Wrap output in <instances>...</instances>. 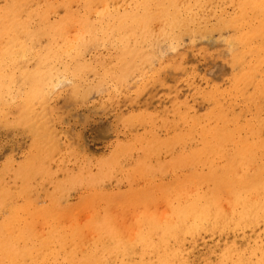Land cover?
Segmentation results:
<instances>
[{
  "label": "rangeland",
  "instance_id": "obj_1",
  "mask_svg": "<svg viewBox=\"0 0 264 264\" xmlns=\"http://www.w3.org/2000/svg\"><path fill=\"white\" fill-rule=\"evenodd\" d=\"M6 0H0V5L3 4ZM41 1V5H43V2L45 3H50V1L48 2L47 0H39ZM43 1V2H42ZM118 3H121L122 5L125 4V3H122L120 1L122 0H117ZM53 2V1H51ZM44 3V4H45ZM113 3L116 4V1H114ZM228 4V3H227ZM127 5V4H125ZM117 6H119L117 4ZM227 6V7H226ZM224 6L223 9H221L220 11L218 9H216L215 12H217V14L214 12V11H211L213 9H209L208 11V14L211 12V14L208 15V27H209V30L207 29V31L204 30V32L206 33H196V34H191V33H188V34H184L183 36H181V40L176 38L178 41H176L174 38H170L169 40L172 41V47L170 46L169 47V40L168 39H162L164 42L162 43V41H160V43H158V46L156 44L157 47H153V51L157 52V55L156 56H153L151 57V59H149L150 57H147L146 59L144 60H147L148 62H144L143 63V66H141L140 68H147L148 69V66L150 71L147 70V69H137L139 71V73L137 72V70L135 71V73H132L130 79L128 78L127 82L126 80V84L123 86L122 84L123 83H120V82H117V83H114V81H111L109 77L107 76H103L101 78H98V76L96 75L95 76V70H92L90 68H88L89 70H84L86 72H82V75H83V82H84V79L86 80L84 83L81 82L80 86L83 88L84 91H86V94L84 96V98L82 99H77V97L75 96V94H73V91L71 90L70 91V88L69 86H66L65 88L61 89L56 87L55 84H53L55 87L54 89V97H52V100H51V108L49 107V113L51 114H48L47 113V105L44 106L42 105V107H40V104L37 105L35 100L32 99L31 97L34 98V95H33V91L32 90H26L24 92V88L22 87L21 90H14L13 92V95L11 97V95H9V92H7V89L8 88H2V91L3 93L1 94V97H0V183L3 185V187H5L6 189V194L7 195L5 197L2 196V198H6L7 199V204H4V206H15L16 208V213H7V216L5 214V216L2 217V215H4V213L0 214V223L3 222L2 224L6 227H8V230L10 229L11 233L9 235H14V232L15 231H18L19 229H21V231H23L24 229H27L28 225H31V226H34V225H39L38 226V231L39 232H48V231H45V230H49V227L48 225L46 224L49 219L52 220V216H55L51 222H53L55 225H57L56 221L60 218L59 216H61V221H66L65 219H67V217H70L71 215V211L73 210L74 213L76 212V214H78L77 216L73 213L72 217L76 216L75 218H72L71 220L73 221V225L75 227H80L81 225L85 224V223H90L92 222V220L94 219V217H98L104 213V211H106L103 215L100 216L99 219H102L104 221H106L109 225H113L112 223H114L113 226H115L116 229L118 230H121L122 234L125 233V230L129 227V225L131 226V221H132V228L134 227V225H136L137 223V228L140 226V223L139 221L141 222L142 220H136V222L133 221L134 218H136L135 216V213L136 211L138 212L139 210V213H137V216L139 215L140 218H144L143 216L141 217L140 215H142L143 211H149L151 209L152 213L154 214V212H157L155 213L156 215H153L157 218V214L158 211L161 213L162 212V215H163V212L166 213L168 209L166 208H169L168 210V213L170 214L174 209L176 210L177 208H175V205L178 207V203H180L179 201L183 202L185 201V193H178L177 194V190L180 189L181 192H184L186 191L185 188L187 189L189 185V183L191 182H196V183H203L202 187L204 188H208V184H207V187L205 186L206 183L208 182H215L216 180H221L222 177L223 179H228L230 178L231 176L232 177H235V176H240L245 173L243 171H246L248 172L249 175H253L254 173H256L258 171V168L259 167H263L264 168V156H263V153L260 151L259 152V149L257 150L256 154L254 155L255 157H252V158H246V156L244 157V159L247 161L248 160V164L246 163V161L243 159V156H240L238 157L239 155L236 153V150H234L232 144L234 143H230L231 140H224V143L222 141H219L218 140H214L211 138L210 140V136L212 135L211 132L209 133H206V135L204 134L206 129L208 132V130L210 131V127H208V124H210L209 126L213 125L212 122H214V127L212 126V129L211 131H214L216 133V135L221 131V129H223L224 126H228L229 128H235L237 129L236 131L237 132H241V135L245 138L247 135L245 132L249 133L247 128H246V123L248 122L249 124H247V127L249 129V127L252 129V133L250 140H253L255 137L256 139H254L256 141V144L258 145H261L262 142L264 141V119L261 121L262 118H264V115H263V111H264V81L262 79V76L264 74H262L264 72V64L262 65L261 69H260V72H261V79L259 80L258 77L254 80L255 82L257 81V83H251L249 85L246 86V89H245V92H244V95L242 93L239 92L238 87H234V90H232L230 88L229 90V96H225L228 95V93L226 92H221L219 94L216 93L219 88V91H224L225 89L228 90V86L232 87V83L233 81L235 82L237 79V77L235 76V78L233 79V73H236L235 70H233V68L230 66L232 64V62L230 61L231 60V55L229 53V51L227 50V43L225 41V38L228 39V37L230 38L234 32L233 29H224L221 30L219 32V30L217 31V29H215V25L219 22L220 20V15L219 13L222 15L221 12L225 11L226 9H228V11L226 10L225 13V16H228V15H231L233 12H234V7H232L230 4ZM230 6V7H229ZM214 6H212L213 8ZM75 8V7H74ZM215 8V7H214ZM232 8V9H231ZM60 8L57 7L56 10H57V14L56 16H60L61 13H63V9L61 8V10H59ZM230 9H231V12H230ZM223 10V11H222ZM233 10V11H232ZM60 12V13H58ZM214 12V13H212ZM229 13V14H228ZM64 14V13H63ZM215 14V15H214ZM212 17H211V16ZM218 16V18H214ZM54 17V16H53ZM219 19V20H218ZM209 20H211L209 22ZM215 20H218V21H215ZM157 21V20H156ZM156 21L154 20V22L156 23ZM216 23H214V22ZM154 22L151 23V21L149 22V27L150 28V32L152 30V33H155L156 30H159V28L162 27V24L157 21L156 24H154ZM212 22V23H211ZM158 23L161 24V27H159ZM211 24V25H210ZM212 24H214V29L216 31H213V26ZM152 25L156 26V27H159V28H156V27H152ZM210 25V26H209ZM163 27H167L165 25H163ZM212 27V28H210ZM264 28V26H261V28ZM69 28L71 29H68L69 32L72 31L73 29V32L76 30L75 33L79 34V31L78 29L74 26H70ZM154 30H153V29ZM262 28V30H263ZM75 29V30H74ZM156 29V30H155ZM162 29V28H161ZM211 29V30H210ZM71 30V31H70ZM78 31V32H77ZM154 31V32H153ZM208 31H211V32H208ZM227 31V32H226ZM71 32V34L73 33ZM211 33V35H210ZM220 33V34H219ZM70 34V33H69ZM70 34V35H71ZM76 34V35H77ZM206 34V35H205ZM208 34L210 36H208ZM219 34V35H218ZM75 35V36H76ZM196 35V36H195ZM205 35V36H204ZM73 36V34H72ZM224 36V37H223ZM192 37H195L193 39H190ZM197 37V38H196ZM202 37V38H201ZM206 37V38H205ZM223 37V38H222ZM205 38V39H204ZM220 38V39H218ZM198 39V40H197ZM201 39V40H199ZM217 39V40H216ZM225 41V43H222ZM174 40V41H173ZM195 42H193V41ZM209 40V41H208ZM222 40V41H221ZM166 41L168 43H166ZM176 41V43H175ZM252 41L254 42H257V40H253ZM252 41H248V44L250 47H253L255 45L254 42ZM178 42V43H177ZM95 43V44H94ZM93 45H89V49L87 48V51H86V54L82 56V60H86L85 62L88 64H91V66H96L97 68L99 66H102L103 64H105L104 62V59H106V61L108 60H111L113 59V57L109 55H115L116 53V49L114 47H111L109 46L108 44H106V48L104 47L105 45L101 44V43H98V45H96L97 43L94 42ZM175 45H174V44ZM181 43V44H180ZM171 45V44H170ZM173 45L175 47V49L173 48ZM160 46V47H159ZM6 47V48H5ZM13 46L11 45V43L9 42H5V41H2L0 40V60H1V63L4 64L5 62V65H8V67H6L5 65L3 66V70H2V73L3 75L0 77V83H1V87L3 86H7L8 84H10V80L12 77L15 78L17 81H20L23 79V73L25 72V69H26V66H29L27 67L26 70H30L32 68V59L30 61V54L29 52H26L25 53V57H22V53L18 56L20 57L21 59H17L16 57H14V59H17L18 60V63H17V67L15 66L14 64V68L10 61L13 59V53L12 51L14 50L12 48ZM104 47V48H103ZM8 48V51H5L6 49ZM112 48V49H111ZM157 48V49H156ZM159 48V49H158ZM173 48V49H172ZM106 49V50H105ZM172 49V50H171ZM90 50H91V53H90ZM159 50V51H158ZM5 51V52H4ZM16 51V54L17 53H20L19 50H15ZM19 51V52H17ZM111 51V52H110ZM228 51V52H227ZM3 52V53H2ZM99 55H98V53ZM101 52L103 54H101ZM106 53V56H105V53ZM166 52V53H165ZM112 53V54H111ZM229 53V54H228ZM250 54L253 55V60H254V63L257 64L259 61L256 62V58H255V52H250ZM11 54V55H10ZM28 55V56H27ZM104 55V56H103ZM86 56V57H85ZM92 56V57H91ZM230 56V57H229ZM263 56V55H262ZM90 59H89V58ZM99 57V58H98ZM102 57V58H101ZM109 57V58H108ZM5 58V59H4ZM155 58V59H154ZM157 58V59H156ZM88 59V61H87ZM102 59V60H101ZM4 60V61H3ZM259 60V58H258ZM91 61V62H90ZM7 62V63H6ZM9 62V63H8ZM94 62V63H93ZM154 63V64H153ZM161 63H163V65L161 66ZM230 63V65H229ZM153 64V65H152ZM156 65V66H155ZM161 67H160V66ZM165 65V66H164ZM118 66V65H117ZM146 66V67H145ZM153 66V68L151 69V67ZM159 66V68H158ZM207 66V67H206ZM237 66V65H235ZM11 67V68H10ZM20 67V68H19ZM23 67V68H22ZM95 67V68H96ZM156 67V68H155ZM231 68V69H230ZM10 69V70H9ZM158 69V70H157ZM152 70V71H151ZM7 71V72H6ZM94 71V72H93ZM144 71V72H142ZM156 71V73L154 72ZM196 71V72H195ZM230 71V72H228ZM233 71V72H232ZM88 72V74H87ZM89 72H92V73H89ZM198 72V73H197ZM259 72V74H260ZM86 73V74H85ZM138 73V74H137ZM142 73L144 75H142ZM148 73V74H147ZM154 73V74H153ZM189 76H187L188 74ZM147 74V75H145ZM152 74V75H151ZM193 74H196L197 76L193 75ZM228 74V75H227ZM259 74H257L259 76ZM90 77L88 78L87 77ZM94 75V76H93ZM140 75V78L142 81L145 82V79L147 82H142L140 81V78L138 76ZM199 75V76H198ZM201 75V76H200ZM11 76V77H10ZM143 76V77H142ZM144 76H146V78H144ZM147 76L149 78H147ZM150 76H152L153 78H150ZM87 77V78H86ZM97 77V78H96ZM107 77V78H106ZM138 79H137V78ZM194 77V78H193ZM206 77V79H205ZM227 77L229 79H227ZM259 77V78H260ZM8 78V79H7ZM96 78V79H95ZM109 78V79H108ZM134 78V79H132ZM193 78V80H192ZM264 78V77H263ZM88 79H90L88 81ZM106 81H105V80ZM148 79V80H147ZM95 80V81H94ZM97 80V81H96ZM110 80V81H109ZM133 80V81H132ZM228 80V81H227ZM93 81V82H92ZM108 81V82H107ZM149 81L151 83H149ZM196 81V82H194ZM97 82L99 84H102L101 87H98L97 86ZM104 82V83H103ZM111 82V83H110ZM113 82V84H112ZM136 82V83H135ZM198 82V83H197ZM262 82V83H261ZM88 83V84H87ZM92 85H90V84ZM143 84V86L140 85ZM193 83V84H192ZM195 83H197L196 85H194ZM224 83V84H223ZM236 83V82H235ZM234 83V84H235ZM84 84V85H83ZM108 84V85H107ZM115 84H118L117 87L114 86ZM138 84V85H136ZM200 84V85H199ZM256 84H258V86H256ZM261 84V85H260ZM45 82H43V86L40 89V91L42 92L45 87ZM94 85V87H93ZM96 85V86H95ZM105 85V86H104ZM136 85V86H134ZM201 86V87H197V86ZM211 85V86H210ZM219 85V88L218 86ZM225 85V86H224ZM260 85V86H259ZM86 86V87H85ZM89 86V87H88ZM113 86V87H111ZM121 86V87H120ZM123 86V87H122ZM125 86H126V89H125ZM190 86V87H189ZM215 86V88H214ZM44 87V88H43ZM85 87V88H84ZM98 90H96V88ZM108 87V88H107ZM132 87V88H131ZM139 87V88H138ZM224 90H222V88H224ZM227 87V88H226ZM259 89H257V88ZM12 88V87H11ZM43 88V89H42ZM88 88V89H87ZM130 88V89H128ZM141 88H143V90L141 91ZM218 88V89H217ZM235 88H237L235 90ZM263 88V89H262ZM38 89V88H37ZM107 89V90H106ZM114 89H116L114 91ZM117 89H120L117 91ZM125 89V90H124ZM197 89V90H195ZM201 89V90H200ZM212 89V90H211ZM10 90V88H9ZM60 90V91H59ZM63 90V91H62ZM192 90V91H191ZM212 92V94H214V98L211 99V97H213V95L209 94V92ZM255 90V91H254ZM257 90V91H256ZM92 91V93H88ZM95 91V92H94ZM130 91V92H129ZM134 91V92H133ZM196 93H194V92ZM262 91V92H261ZM22 92V94H21ZM99 92L101 94H99ZM104 94H103V93ZM115 92V94H113ZM118 92V93H116ZM122 92V93H121ZM201 92H202V95H201ZM207 92H208V96L207 95ZM210 92V93H211ZM260 92V93H259ZM7 93V94H5ZM55 93L58 95H55ZM111 93V95H109ZM135 93H138L137 95ZM192 93V94H191ZM236 93H239L236 95ZM263 93V94H262ZM24 94V96L26 97V99L24 100L22 95ZM67 94V95H66ZM90 94V95H89ZM108 94V96H107ZM121 94V95H120ZM205 94V95H204ZM218 94V95H217ZM230 94H234L233 96L230 95ZM240 94L242 95V97H240ZM250 94V96H248ZM252 94V95H251ZM103 95V96H102ZM136 95V96H135ZM238 97H236V96ZM5 96V97H3ZM8 96V97H7ZM15 96V97H14ZM57 96V97H56ZM88 96V97H87ZM110 96V97H109ZM114 96V97H113ZM204 96L206 98H204ZM221 96V97H220ZM8 99H7V98ZM22 98V100H20V98ZM56 97V98H55ZM103 97H106L104 99H102ZM209 97V98H208ZM217 97V98H216ZM233 97H235V99H233ZM249 97V98H248ZM13 98L16 99L13 101ZM32 102H30L31 100ZM55 98V99H54ZM89 98V99H88ZM179 98V99H178ZM204 98V99H202ZM222 98V99H221ZM3 99V100H2ZM30 101H29V100ZM88 99V100H86ZM111 99V101H110ZM113 99V100H112ZM134 99V100H133ZM148 99V100H147ZM195 99V100H194ZM221 99V100H220ZM228 99V100H226ZM232 99V100H231ZM251 99V100H250ZM12 100V101H11ZM55 100V101H53ZM85 100V101H84ZM116 100V102H115ZM138 100V102H137ZM182 100V101H181ZM210 100V101H209ZM240 100V101H239ZM249 100V101H248ZM17 101V102H16ZM21 101V103H20ZM29 101V102H28ZM83 101V102H82ZM91 101V103H90ZM102 101H105V102H102ZM172 101V102H171ZM175 101V102H174ZM226 101V102H225ZM228 101L230 103H228ZM235 101H237L235 103ZM8 102V103H7ZM23 102H25L24 104H22ZM33 102H35V107L33 106ZM79 102V103H78ZM86 102V103H85ZM89 102V103H88ZM177 102V103H176ZM207 102V104H206ZM10 103V104H9ZM28 103V105H26ZM85 103V104H84ZM150 103V104H149ZM217 103H219L221 106H223L227 112V116L230 118V120L227 122L228 124H223V122L220 120H216V124H215V119L214 118H210L209 115L211 112H216V107L217 106H220L218 105ZM234 103V104H233ZM248 105H247V104ZM255 103L256 106H255ZM79 104V105H78ZM81 104V105H80ZM104 104V105H103ZM114 104V105H113ZM149 104V105H147ZM153 104V105H152ZM190 104V105H189ZM205 104V105H204ZM210 104V105H209ZM215 104H217L216 106H214ZM243 104V105H241ZM21 105V106H20ZM24 105L26 107H24ZM37 105V106H36ZM83 105V107H82ZM113 105V106H112ZM172 105V106H170ZM254 105V107H253ZM13 106V108H12ZM39 106V107H38ZM147 106V108H146ZM209 106L212 108L209 109ZM252 106V107H251ZM28 107V108H27ZM37 107V108H36ZM115 107V108H114ZM153 107V108H152ZM229 107V108H228ZM232 107V109H231ZM239 107V108H238ZM241 107V108H240ZM244 107V108H243ZM248 107V108H247ZM22 108V109H21ZM24 108V109H23ZM40 108V109H39ZM139 108V109H138ZM144 108V110H143ZM261 108V109H260ZM30 109V110H29ZM135 111H134V110ZM142 109V110H141ZM147 109V110H146ZM156 109V110H155ZM189 109V110H188ZM208 109V110H207ZM234 109V110H233ZM254 111H253V110ZM138 110V111H137ZM141 110V111H140ZM150 110V111H149ZM155 110V111H154ZM159 110V111H158ZM186 110V111H185ZM193 110V111H192ZM258 110V111H257ZM3 113H2V112ZM9 111V112H8ZM34 111V112H32ZM43 111V112H42ZM115 111V112H113ZM118 111V112H117ZM134 113H133V112ZM145 111V112H144ZM153 111V112H152ZM192 111V112H191ZM202 111V112H201ZM205 111H209L208 113L206 112V116L204 115L205 114ZM211 111V112H210ZM234 111V112H233ZM143 112V113H142ZM181 114H180V113ZM183 112V114H182ZM192 113V115H190L189 113ZM249 112V113H248ZM251 112V113H250ZM254 112V113H253ZM259 112V113H258ZM31 113V114H30ZM117 113V114H116ZM137 113V114H136ZM197 115H196V114ZM199 113V114H198ZM47 114V115H46ZM55 114V115H54ZM167 114V115H166ZM209 114V115H207ZM231 114V115H230ZM233 114V115H232ZM251 114V117L249 118V116ZM254 114V116H253ZM113 115V116H112ZM133 117H132V116ZM140 115L139 118H142L144 119V123L147 121L148 123L150 124H147V122L144 124L142 123V121L140 120H136V119H132L135 117H138ZM166 115V116H165ZM247 115V117H246ZM263 115V117L261 116ZM5 116V117H4ZM53 116V117H52ZM56 116V117H55ZM111 116V117H110ZM147 116V117H146ZM191 116H193V119H191ZM194 116H197V117H194ZM239 118H236L238 117ZM255 116H256V119H255ZM258 116V117H257ZM262 118H261V117ZM186 117V119H185ZM188 117V118H187ZM203 117V119H202ZM207 119H206V118ZM209 117V118H208ZM34 118V119H33ZM43 118V119H42ZM51 118V119H50ZM55 120H54V119ZM108 118V119H107ZM113 118V120L111 119ZM146 118V120H145ZM172 118V119H171ZM181 118V119H180ZM190 118V119H189ZM231 118H233V120H236V122L234 123L233 121H231ZM247 118V119H245ZM249 118V119H248ZM254 118V119H253ZM261 118V119H259ZM47 119H48V122H47ZM72 119V121H71ZM149 119V120H148ZM180 119V120H179ZM182 119H184L182 121ZM208 119H212L211 121L208 120ZM257 119H258V122L260 121L261 124L257 123ZM52 122H50V121ZM174 120L176 123H174ZM179 120V121H178ZM194 120L197 121L196 123H194ZM199 120V121H198ZM247 120V122H246ZM251 120H253L254 122H252ZM2 121V122H1ZM117 121H118V124H117ZM136 121V122H135ZM138 121V123H137ZM140 121V122H139ZM161 121V123H160ZM181 121H182V124L181 125ZM203 121H206L205 123ZM244 121V122H242ZM250 121V122H249ZM4 122V123H3ZM37 122V123H36ZM55 122H58V123H55ZM130 122V123H129ZM166 122L168 124H166ZM186 122V123H185ZM189 122V123H187ZM193 122V123H192ZM204 124H203V123ZM231 122V123H230ZM253 123H257L256 125H252L251 124ZM9 123V124H8ZM47 123V124H46ZM127 123V125H126ZM139 123L141 125H139ZM156 123V125H154ZM192 123V124H190ZM200 123V125H199ZM207 123V124H206ZM239 123V125L237 124ZM245 123V124H244ZM22 124V125H21ZM52 124V125H51ZM130 124H134V126L132 127V125ZM157 124L159 125V127L157 126ZM186 124V125H185ZM194 124V125H193ZM197 124V126H196ZM202 124V125H201ZM237 124V126H236ZM243 124V125H242ZM258 124L260 126H258ZM120 125V126H118ZM125 125V126H124ZM147 129H146V127ZM152 127H150V126ZM154 125V126H153ZM162 125V127H160ZM167 125H169L167 127ZM189 125V128L187 129L186 126ZM191 125V126H190ZM204 125V127H203ZM217 126H220L218 128L215 127ZM263 125V126H262ZM65 126V127H64ZM124 126V128H123ZM140 126V127H139ZM165 126V128H164ZM180 126V127H179ZM181 126H184V127H181ZM207 126V127H205ZM231 126V127H230ZM235 126V127H234ZM37 127H44L45 129V132L43 134V136L40 138V141H39V145H35L34 143V137H33V132H37L36 128ZM50 129V131L48 130V128ZM129 127H131L132 130L134 131H129ZM135 127V128H134ZM145 130L146 133H144V130ZM151 129H150V128ZM158 127V129L156 128ZM171 127V128H170ZM175 127V128H174ZM190 127H192V131H191V134H190ZM241 127V129H240ZM259 131L258 133H256L254 131ZM258 127L262 128V130L260 131L258 129ZM47 128V129H46ZM117 128V129H116ZM149 128V129H148ZM155 128L157 130H155ZM181 128V129H180ZM185 128V129H183ZM197 128V129H196ZM201 128V131L199 130ZM218 129V131H216V129ZM244 128V129H243ZM164 129V130H163ZM167 129V131H166ZM171 129V131H170ZM190 129V130H191ZM240 129V130H239ZM169 130V132H168ZM173 130V131H172ZM175 130V131H174ZM189 132H188V131ZM202 133V136L200 135V132ZM152 131V132H151ZM155 131V132H153ZM157 131V132H156ZM163 131H166V132H163ZM177 131V132H176ZM182 131V132H181ZM184 131V133H183ZM59 132V133H58ZM168 132V135H166ZM174 132V134H173ZM176 132V133H175ZM196 134H195V133ZM204 132V133H203ZM213 132V135L212 136H215V133ZM261 132V134H260ZM65 133V134H64ZM69 133V134H68ZM143 133V136L142 134ZM156 133V134H154ZM162 135L159 136L158 135ZM198 133V134H197ZM211 133V134H210ZM146 134V135H145ZM177 134V135H176ZM205 136H204V135ZM208 134V135H207ZM69 135V136H68ZM138 135V137L136 138V136ZM158 135L159 137L157 138ZM166 135V136H165ZM195 135V136H194ZM256 135V136H255ZM261 135V137H260ZM113 136V138H112ZM130 136V137H129ZM135 136V137H134ZM141 136V137H140ZM155 136V137H154ZM164 136V137H163ZM206 136H209V137H206ZM248 136V135H247ZM259 136V137H258ZM128 137V138H127ZM154 137V138H153ZM204 139H203V138ZM109 138H111L109 140ZM157 138V139H156ZM170 138V139H169ZM172 138V140H171ZM190 138H192V140L190 141ZM216 138V137H215ZM51 139H53L52 142H49ZM61 139V140H59ZM128 139V140H127ZM130 139V140H129ZM134 139V140H133ZM147 139V140H145ZM152 141H151V140ZM156 140V142L154 140ZM160 139V140H159ZM208 139V140H207ZM217 139V138H216ZM59 140V141H58ZM79 142H78V141ZM127 140V141H126ZM204 143H203V141ZM210 140V141H209ZM214 140V143L217 145H215L214 143H212L211 141ZM262 140V141H261ZM66 141V142H64ZM108 141V142H107ZM125 141V142H123ZM136 141V142H135ZM146 141H149V142H146ZM196 141V142H195ZM198 141V142H197ZM216 141V142H215ZM253 141V142H255ZM258 141V142H257ZM56 142V143H55ZM60 142H63V143H59ZM111 142V143H110ZM146 144H145V143ZM161 142V143H160ZM190 142V143H189ZM211 142V143H210ZM229 142V143H228ZM232 142V141H231ZM260 142V143H259ZM140 143V144H139ZM186 143V144H185ZM220 143L222 148H227L226 150H228V152L226 154H222L220 152V148L221 146L219 145ZM226 143V144H225ZM110 144V145H109ZM136 144V145H135ZM139 146H138V145ZM151 144H154L151 146ZM158 144V145H157ZM164 144V146H163ZM167 144V145H165ZM199 144V145H198ZM213 144V145H212ZM30 145V146H29ZM54 146H61L59 148V151L56 153L55 157L53 160H51V157L48 156V154L50 155L49 151L51 150V148ZM72 145V146H71ZM135 145V146H134ZM150 145V147H149ZM157 145V146H155ZM161 145L162 149L159 148ZM171 145V146H169ZM193 145V146H192ZM204 145V146H203ZM220 147H219V146ZM228 145V146H226ZM232 145V146H231ZM64 146V147H62ZM137 146V147H136ZM216 146V147H215ZM35 148V149H38V152L37 154L40 155L38 157H27L29 154H30V149L31 148ZM68 147V148H67ZM112 147V148H111ZM134 147V148H133ZM146 147V148H145ZM147 147H149L151 150L154 149V150H147ZM166 148L164 150V148ZM173 147V148H171ZM177 147V148H176ZM185 147V148H184ZM205 150H204V148ZM211 147V148H210ZM67 148V149H66ZM75 148V149H74ZM79 148V149H78ZM118 148V150H117ZM123 148V149H122ZM139 149V151H137V149ZM145 148V149H144ZM160 149V150H157V149ZM175 148V150H174ZM179 148V149H178ZM214 148V149H213ZM233 150H232V149ZM62 149L66 150V151H62ZM127 149H129V151H126ZM132 150V152H130V150ZM136 149V150H135ZM201 149V150H200ZM230 149V150H229ZM28 150V152L26 151ZM135 150V151H134ZM177 150V151H176ZM200 150V151H199ZM203 150V151H202ZM24 151V152H22ZM43 154H47V157H42V152ZM124 153H123V152ZM147 152V154L144 152ZM156 151L155 154H153L154 152ZM158 151H160L158 153ZM172 151V152H171ZM196 151H198V153H196ZM219 151V154L222 155L221 157H223L221 159L220 157V161H219V154L217 152ZM64 152V153H63ZM66 152V154H65ZM119 153V155L122 156V161L120 160V163L118 164L119 165H113V168L111 170V174L112 176H109L107 173H105L104 171L106 170V167L104 166L106 162H109L110 159L113 157V155L115 153ZM127 152H129V154H127ZM134 152V153H133ZM142 152V153H141ZM205 152V153H204ZM212 152V153H211ZM214 152V153H213ZM17 153V154H16ZM58 153L62 154V155H57ZM77 153V154H76ZM84 153V155H83ZM114 153V154H113ZM121 153V154H120ZM134 156H133V154ZM148 153H149V156H148ZM171 153V154H170ZM173 153V155H172ZM183 153V154H182ZM196 153V155H195ZM199 153L201 155H199ZM207 153V155L205 156V154ZM211 153V154H210ZM216 153V154H215ZM132 154V155H131ZM160 154V156H158ZM215 154V155H214ZM218 154V155H217ZM26 155V157H25ZM89 155V156H88ZM130 155V156H128ZM157 155V157L155 156ZM178 155V156H177ZM199 155V159L197 158V156ZM204 155V156H203ZM214 155V158H216V155L218 156L217 158V161H215L216 159H214V162L212 158V156ZM59 156V157H58ZM61 156V157H60ZM97 156V157H96ZM99 156V157H98ZM125 156V157H124ZM143 156V157H142ZM152 156V157H151ZM155 156V157H154ZM172 156V157H171ZM175 156V157H174ZM186 156V157H185ZM193 156V157H192ZM202 156V157H201ZM208 156V157H207ZM226 156V157H225ZM258 156V157H257ZM82 157V158H81ZM95 157V158H94ZM125 159H124V158ZM137 157V159H136ZM152 159H151V158ZM161 157V158H160ZM207 157V158H206ZM211 157V158H210ZM225 157V158H224ZM241 157L243 160H241ZM25 158V159H24ZM30 158L31 160H35L36 162L40 163V162H43L44 160H48V164H47V170L44 172V173H39L37 172L36 174H34L32 172V169H27L29 167L28 163L25 161L26 159ZM56 158V159H55ZM60 158V159H59ZM128 158V159H127ZM133 158V159H132ZM189 158V159H187ZM240 158V159H239ZM72 159V160H70ZM140 159V160H139ZM147 159V160H146ZM149 159V160H148ZM186 159V160H185ZM200 159H203V162L202 160ZM207 159V160H206ZM208 159H209V162L210 164L207 165V162H208ZM251 159V161H250ZM256 159V161H255ZM262 159V160H261ZM57 160V161H56ZM70 160V161H69ZM93 161V164H92V161ZM129 160V161H128ZM143 160V161H142ZM147 162H146V161ZM159 160V161H158ZM166 160V162H165ZM200 160V161H199ZM206 160V161H205ZM24 161V162H23ZM67 161V162H66ZM137 161H140L136 164ZM142 161V162H141ZM153 161V162H151ZM184 161V162H183ZM190 161V162H189ZM229 162V164H226L224 162ZM245 161V163H244ZM26 162V163H25ZM58 162V163H57ZM76 162H78L76 164ZM127 162V163H126ZM146 162V163H145ZM149 162L150 164V167L147 166L149 164H147ZM218 162V163H217ZM221 162V163H220ZM233 162V164H232ZM61 163V164H60ZM116 163V164H117ZM146 165H144V164ZM153 166H151L152 164ZM161 163V164H160ZM165 163V164H164ZM196 163H197V166H196ZM205 164L202 165V164ZM215 163V164H214ZM241 165H240V164ZM16 164V165H15ZM26 164V165H25ZM69 166H68V165ZM98 164V165H97ZM144 166H143V165ZM157 164H160V165H157ZM215 167H214V165ZM217 164H220L217 166ZM222 164L224 166H228V168H222L224 166H222ZM242 164H243V167H242ZM244 164H247V166H244ZM254 166H253V165ZM25 165V166H24ZM58 165V166H56ZM67 165V166H66ZM95 165H96V168H95ZM125 165V166H124ZM171 167H170V166ZM193 167H192V166ZM201 165V166H200ZM209 165H212V168L211 169V166L209 167ZM229 165L232 167H230L231 169L229 170ZM241 167H240V166ZM250 165V166H248ZM55 166V167H54ZM85 166V167H84ZM89 166H92V168ZM115 166V167H114ZM157 166V167H156ZM169 166V167H168ZM185 166V167H184ZM190 166V167H189ZM195 166V167H194ZM222 166V167H221ZM145 167V168H144ZM148 167V168H147ZM161 167V168H160ZM202 167V168H201ZM217 167V169L219 170H215V168ZM237 167L238 169V172H237V169H235ZM239 167V168H238ZM252 167V168H251ZM119 168V169H118ZM143 168V170H142ZM148 171L150 170L151 173H148ZM152 168V169H150ZM156 168V170L154 169ZM158 168V169H157ZM164 168V169H163ZM168 168H171V169H168ZM178 168L180 170H178ZM191 168V169H190ZM206 168V169H205ZM211 170H210V169ZM222 168V170H221ZM240 168H244V170L241 172L239 169ZM25 169V170H24ZM57 169V170H56ZM86 169V170H85ZM130 171H129V170ZM154 169V171H152ZM160 169V170H159ZM166 169H168L166 171ZM173 169V170H172ZM226 169V170H224ZM93 172H92V171ZM146 172H145V171ZM165 170V172H163ZM171 170V171H170ZM175 170V171H174ZM213 172V174L209 173L210 171ZM249 170V171H248ZM252 170V171H251ZM26 171V172H25ZM85 171H87V173H85ZM114 171H117L114 173ZM119 171V172H118ZM127 171V173H126ZM174 171V172H173ZM225 171V172H224ZM232 171H236V172H232ZM251 171V172H250ZM24 172V173H23ZM103 173L104 174H100V173ZM107 172V171H106ZM122 174H121V173ZM129 172V173H128ZM132 172V173H130ZM143 172H145L144 174H142ZM169 172V173H168ZM173 172V174H172ZM185 172V173H184ZM223 172V173H222ZM228 172V173H227ZM230 172V173H229ZM233 174H232V173ZM239 172L241 175H239ZM77 173V174H76ZM137 173V174H135ZM155 173V174H154ZM162 173V175H160ZM190 173V174H189ZM192 173V174H191ZM199 173V174H198ZM215 173V174H214ZM218 173L219 176H218ZM224 173L228 174L226 175V177H224ZM10 174V175H9ZM12 174V175H11ZM96 174V175H95ZM106 174L109 176L108 177V180H107V176ZM146 174V175H145ZM198 174V175H197ZM232 174V175H231ZM238 174V175H237ZM35 175V177H34ZM38 175V176H37ZM102 176L100 179V177H97V176ZM145 175V176H144ZM150 175V176H148ZM174 175V176H173ZM178 175V176H177ZM211 175V176H210ZM213 175V176H212ZM62 176V177H61ZM114 176H117L116 179L112 178ZM119 179L118 180V178ZM125 176V177H124ZM129 176H131L129 178ZM154 176L156 178H154ZM169 176V177H168ZM191 176V177H190ZM27 177V178H26ZM44 177V178H43ZM55 177V178H54ZM93 177V179H92ZM98 178V183L99 185H101V187L98 185L97 181L94 180L96 178ZM129 179H132L133 181L135 180V182H133L131 180L130 184L128 180ZM137 177V178H136ZM158 177V178H157ZM176 177V178H174ZM217 177V178H216ZM111 178V179H110ZM136 178V179H135ZM191 178V179H190ZM195 178V180H194ZM198 178V179H197ZM211 178V179H210ZM235 178H238V177H235ZM30 179V180H28ZM36 179V180H35ZM82 179V180H81ZM110 179V181H109ZM140 179V180H139ZM149 179V180H148ZM169 179V180H168ZM185 179V180H184ZM209 179V180H208ZM42 180V183L40 182ZM104 180V182H103ZM142 180V181H141ZM144 180V181H143ZM162 180V181H161ZM198 180V181H197ZM93 181V183H91ZM102 181V183H101ZM106 181V182H105ZM108 181V182H107ZM149 182L151 185L153 186H150V185H147ZM153 181H155L156 183H158V187H156L157 185H155L156 183H153ZM160 181V182H159ZM185 181V182H184ZM32 182V184H31ZM144 182V185L141 184ZM152 182V183H151ZM180 182V183H179ZM30 183V184H28ZM96 184V187H95V184ZM112 183V184H110ZM117 183V184H116ZM135 183V184H134ZM181 184V186H179V184ZM38 184V185H37ZM75 184V185H74ZM94 184V185H93ZM105 184V185H104ZM116 184V185H115ZM162 184V185H161ZM168 184V185H167ZM178 184V185H177ZM185 184V185H184ZM14 185V187H13ZM46 187V189L43 187ZM84 185V186H83ZM93 186L92 188H90L91 186ZM104 185V186H103ZM118 185V186H117ZM141 185V186H140ZM37 186V187H36ZM52 186V187H51ZM90 186V187H89ZM99 188H102V189H99ZM103 186V187H102ZM115 186V187H114ZM117 186V187H116ZM139 188H138V187ZM174 186V188H172ZM176 186V187H175ZM179 186V187H178ZM185 186V187H184ZM234 187V185H232ZM13 187V188H11ZM37 190H33L34 188ZM41 187V188H40ZM47 187H50V190L49 188ZM58 187V189H56ZM87 187V188H86ZM96 189H95V188ZM137 187V188H136ZM154 187V188H153ZM18 188V189H17ZM32 188V189H30ZM46 192H45V190ZM90 188V189H89ZM106 188V189H105ZM117 188V189H116ZM135 188V189H133ZM161 188V190L159 189ZM165 188V189H163ZM171 188V189H170ZM11 189V190H10ZM31 192H30V190ZM39 189V190H38ZM40 189H43L44 193H48V194L45 196V194H43V191H41ZM53 189V190H52ZM61 189V190H60ZM69 189V190H68ZM86 192H85V190ZM89 189V190H88ZM94 189V190H93ZM100 192H99V190ZM107 189L109 190V193H107ZM112 189V190H111ZM114 189V190H113ZM133 189V190H132ZM155 191H154V190ZM163 189V190H162ZM171 191H170V190ZM177 191L176 192V195L179 196L180 194L184 195V196H180L178 197L180 200L177 201L176 203V195H175V192L173 193V190ZM33 190V192H32ZM94 192V194H89V192L87 193V191H92ZM102 190V191H101ZM116 190V191H115ZM184 190V191H183ZM188 190V189H187ZM118 191V192H117ZM167 191V193H169L168 195H165L167 193H165ZM179 191V192H180ZM27 192V193H26ZM29 192V193H28ZM35 192V194H34ZM37 192L40 194L38 195V197H36L35 195L37 194ZM59 192V193H58ZM67 192V193H66ZM97 192V193H96ZM99 192V193H98ZM158 193L155 195V193ZM160 192V193H159ZM172 192V195L173 196H170ZM226 191H222L221 194H218V197H216L217 201H219V203L217 202V204L219 206H215L213 205L212 207V211H211V214L213 216V219L214 221L212 220V222H207L205 224V226H201L199 227L200 229L196 231L195 228H191V232L190 230H181L180 233H175L176 234V239H175V236L172 238L171 236L173 235H170L171 233H167V234H162L160 233V235H155V240H159V245L161 248H163L162 244L164 242H168L166 244H169L170 247H173L171 251H174L173 253H175V261L176 263H180V264H195L196 262L199 264H207L210 260V263L208 264H212L213 261L216 262V264H235L236 261L238 260L237 264H243V263H247L249 264L250 262H252V259H254V257H256L253 261L255 262H252V264H264V249L263 251L260 252V249L257 250L259 247V245H262L261 247V250L262 248H264V233H262V231L264 230V219L261 220L263 217V215H261L260 217H256L258 221H261L260 223L254 219L255 222H257V224H254V228H252V224L255 223L252 221V223L250 222L249 219H246L247 221V225L246 223L244 224L246 226V228L243 227L242 223L239 221V225L241 223V227L244 228L243 231L242 228L241 230L237 233V229L239 230L240 226L237 224L236 227L234 224L238 223V221H233L231 218V212L236 209V207L238 208V210L236 209L235 211H238V213H240V211L242 210V207H240V204L239 201L236 200V198H234V196L231 194V193H227V195H225ZM255 193L258 192V191H254ZM252 192L251 193V196H246V197H249V199L253 200L252 198L255 196V193ZM33 193V194H32ZM42 193V195H41ZM51 193V194H50ZM58 193V194H57ZM66 193V194H65ZM69 193V194H68ZM101 193L103 195H101ZM114 193V194H113ZM163 193V194H162ZM225 193V194H224ZM259 193V192H258ZM9 194V195H8ZM20 194V195H19ZM24 194V196H23ZM27 194L29 197H27ZM62 194V195H61ZM96 194V197H92L93 195ZM97 194H99L100 196H98ZM161 194V195H159ZM224 194V195H223ZM254 194V196L252 197V195ZM14 195H16V197H13ZM23 196V199L25 198V196L27 198L24 199V201H22V196ZM34 195V196H33ZM56 195L58 197H60V203L59 204L58 202H55L53 200L57 199L58 197H56ZM64 195V197H63ZM66 195V196H65ZM88 195V196H87ZM113 195V196H111ZM116 195V197H115ZM175 195V196H174ZM190 195V194H189ZM250 195V194H249ZM257 195V193H256ZM40 196V198H39ZM44 196V197H42ZM48 196V197H47ZM68 196V197H67ZM86 199H84L83 198ZM98 196V197H97ZM102 196V197H101ZM108 196V197H107ZM124 196V197H123ZM140 196V197H139ZM147 196V198H146ZM152 196V197H151ZM159 198H158V197ZM163 196V197H162ZM171 198V201L167 199V197ZM228 196H229V199L230 197L232 198L230 201H228ZM20 197V198H19ZM32 197V198H31ZM35 197V199H34ZM88 197H91L89 198L90 203H94V204H90L88 200ZM124 199H122V198ZM166 199H165V198ZM172 197L173 200H172ZM187 197V195H186ZM47 198V199H46ZM51 198V199H49ZM107 198V199H106ZM116 198V200L114 199ZM118 198V199H117ZM144 198V199H143ZM155 198V199H153ZM5 199V200H6ZM12 202V204H8L9 200ZM21 199V200H20ZM34 199V200H32ZM42 201H41V200ZM53 199V200H52ZM57 199V200H59ZM80 199V200H79ZM84 199V201H83ZM98 199V200H97ZM122 199V200H121ZM147 199V200H146ZM151 199V200H150ZM162 199V200H161ZM165 199V200H164ZM247 199V202H252L251 200ZM17 200V201H16ZM18 200H20V202H18ZM40 200V201H39ZM52 201V202H49ZM56 200V201H57ZM82 200V201H81ZM119 200V202H118ZM121 200V201H120ZM124 200V202H123ZM131 200V201H130ZM142 200V201H141ZM154 200V201H153ZM183 200V201H182ZM224 200H227V201H224ZM32 203H29L31 202ZM35 203H34V202ZM39 201V202H38ZM47 201V202H46ZM77 201V202H76ZM86 201V202H85ZM117 201V202H115ZM43 202H46V203H43ZM56 204H55V203ZM74 202V203H73ZM79 202V203H78ZM81 202V203H80ZM83 202V203H82ZM88 202L89 205L87 206H84V204L86 205ZM105 202V203H104ZM111 202V203H108ZM162 202V203H161ZM172 202V203H171ZM175 202V204L173 205V203ZM223 202H227V204H223ZM230 202V203H229ZM43 203V205L41 204ZM68 203V204H67ZM79 205H78V204ZM98 205H97V204ZM101 203V204H100ZM115 203V204H113ZM116 203H118L116 205ZM130 203V205H129ZM145 203V204H144ZM147 203V204H146ZM153 203V204H151ZM160 203V204H158ZM27 204V205H26ZM33 204V205H32ZM35 204V205H34ZM70 204V205H69ZM77 204V206H76ZM82 204V205H81ZM96 204V205H95ZM100 204V205H99ZM103 204V205H102ZM122 204V205H120ZM158 204V205H156ZM182 203L179 204V206L181 205ZM231 204V205H230ZM38 205V206H37ZM69 206V209L67 206ZM93 205V206H92ZM95 205V206H94ZM110 207L108 209V206ZM111 205V206H110ZM116 205V207H115ZM129 205V207H128ZM135 205L139 208L137 210V207H135ZM151 205V206H150ZM153 205V207H152ZM222 205H224V208H226L227 210V213H224L225 211H223L222 209ZM226 205V206H225ZM234 205V206H233ZM238 205V206H237ZM43 206V208H42ZM76 206V207H75ZM82 206V207H81ZM85 208H84V207ZM100 206V207H99ZM104 206H107L106 208ZM167 206V207H166ZM232 206V208H231ZM58 207V208H57ZM67 207V208H65ZM74 207V208H73ZM78 207V208H77ZM80 207V208H79ZM93 207L96 209L94 210ZM113 207V208H112ZM121 207V208H120ZM124 207H126V209H124ZM146 207V209H144ZM149 207H151L149 209ZM214 207H217L215 209L219 210L220 209V212L215 210ZM31 208V209H30ZM53 208V209H52ZM55 208H57V212H55ZM65 210H64V209ZM82 208H84L82 210ZM89 208L92 210V212H89ZM103 208V209H102ZM105 208V209H104ZM116 208V210H119L118 211H114L113 209ZM120 208V209H119ZM123 208V209H122ZM154 208V209H152ZM155 208L157 209L156 211ZM230 208V210H228ZM19 209V211L17 212V210ZM67 209V210H66ZM71 209V210H70ZM77 209V211L75 210ZM161 209H164V210H161ZM70 210V211H69ZM80 210H82L81 214L83 213L85 216L83 217V214L81 215L80 214ZM107 210L111 211L113 213V216H114V213L116 214L114 217L112 216V213L109 214V212H107ZM130 210V211H129ZM215 210V211H214ZM225 210V209H224ZM64 211V213L62 212ZM69 211V213H68ZM72 211V212H73ZM87 211L91 214H87ZM94 211V213H93ZM122 211V213H121ZM124 211V212H123ZM147 211V212H148ZM171 211V212H169ZM214 211V212H213ZM221 211L223 212V214H221ZM9 212V211H7ZM47 212V213H46ZM53 212V213H52ZM61 212V213H60ZM97 212V213H96ZM99 212V213H98ZM102 212V213H101ZM128 212V213H126ZM176 212V211H175ZM217 214H216V213ZM108 213V214H107ZM117 213L119 215H117ZM126 213V214H124ZM141 213V214H140ZM151 213V214H152ZM166 213V215L168 217L169 214ZM215 213V215H214ZM35 214V215H34ZM51 214V215H50ZM56 214V215H54ZM94 214V215H93ZM146 214V213H144ZM174 214V212H172V215ZM219 214L222 215L220 217H222V219H220L219 217ZM225 214V216H224ZM63 215V216H62ZM68 215V216H67ZM87 215H89V219L86 217ZM93 215V218H91V216ZM125 215V216H124ZM165 214L163 215L164 218L166 216ZM218 215V216H217ZM228 215V216H226ZM41 216V217H40ZM47 216V217H46ZM79 216V217H78ZM108 216H112V218L119 220L120 222L116 221V220H111V217L108 218ZM135 216V217H134ZM150 216V214H149ZM230 216V218H229ZM5 217V218H4ZM46 217V218H45ZM51 217V218H50ZM66 217V218H65ZM85 217L87 219H85ZM134 217V218H133ZM148 217V213H147V216ZM225 217V218H224ZM232 220V221H228V219ZM3 218V220H2ZM10 220H8V219ZM38 218V219H37ZM45 218V219H44ZM48 218V219H47ZM70 218H68V221L66 222L67 225L69 223H71V220ZM80 220L81 221H78L79 223L83 222L84 223H81V224H74L77 222V220ZM107 218V219H106ZM131 218V219H130ZM133 218V219H132ZM159 218H163L161 215L159 216ZM218 218V219H217ZM74 219V220H73ZM137 219H139L137 217ZM220 219V220H219ZM2 220V221H1ZM29 220V221H28ZM47 220V221H45ZM59 220H58V223H59ZM125 220V221H124ZM129 220V221H128ZM131 220V221H130ZM245 220V219H244ZM243 219H241L242 222H244ZM249 220V221H248ZM60 221V224L62 223L63 225L64 222H61ZM116 221V223H115ZM127 221V222H126ZM216 221V222H215ZM219 221V222H218ZM226 221L224 224L223 222ZM14 222V223H13ZM22 222V223H21ZM39 222V223H37ZM110 222V223H109ZM124 222V223H123ZM222 222V223H221ZM228 222V224H227ZM18 223V224H16ZM47 225V227L44 225ZM123 223V224H122ZM126 223V224H125ZM142 223V222H141ZM209 223V225H208ZM221 223V224H219ZM232 223L233 224V230L232 229ZM248 223L250 224V226L248 225ZM13 224V225H12ZM16 224V225H15ZM119 224V226H118ZM216 224V225H215ZM222 224L223 227H222ZM117 225V226H116ZM213 225V232H212V228H210L211 226ZM221 225V226H220ZM228 225V226H227ZM257 225V226H256ZM43 226V227H42ZM70 226V225H69ZM259 226V228H258ZM42 227V229H41ZM206 227V228H205ZM209 227V228H208ZM216 227V229H215ZM223 228V230L220 229ZM225 227H229V228H225ZM231 227V228H230ZM252 228L250 230V228ZM262 227V228H260ZM44 228V230H43ZM46 228V229H45ZM123 228V229H122ZM131 227L127 229L126 233L123 235V238L122 240H125L126 241H129L132 240L131 238H134L132 237L131 235L132 234H135L137 231L134 229H132ZM198 229V228H197ZM211 229V230H210ZM215 229V230H214ZM226 229V231H225ZM85 230V229H84ZM133 230H135L136 232H134ZM210 230V231H209ZM220 230L221 232H218ZM254 230V231H253ZM258 230V231H257ZM133 231V233L131 234V232ZM184 231V233H183ZM233 231V233H232ZM247 232L246 234L243 233L241 234L242 232ZM249 231V232H248ZM257 231V232H256ZM128 232V233H127ZM190 232V234L188 233ZM197 232V233H196ZM200 232V234H198ZM251 232V233H250ZM264 232V231H263ZM183 233V234H182ZM191 233H193L194 235H192ZM203 233V234H202ZM212 233H213V237H212ZM218 233V234H217ZM225 233V234H224ZM237 233V234H236ZM256 233V235H254ZM259 233V234H258ZM131 234V235H130ZM162 234V235H161ZM174 234V235H175ZM178 234V235H177ZM185 234V236H181ZM188 234V235H187ZM199 236H198V235ZM227 234V235H226ZM242 236H241V235ZM89 234L87 233L86 238L85 236V241L84 240H80V241H75V243L73 242L72 244L75 246H72L71 248H69V250L71 251H68L69 253L76 251L77 249V253H81L80 250H83V248L85 247H82L84 245H86L89 241H90V237L88 236ZM136 235V234H135ZM170 235V236H169ZM194 237H192V236ZM201 235V236H200ZM208 235V236H207ZM219 235V236H218ZM226 235V236H225ZM236 235V236H234ZM244 235H245V238H244ZM251 237H250V236ZM263 235V236H262ZM129 236V237H128ZM131 236V238H130ZM134 236V235H133ZM157 236V237H156ZM161 236V239L159 238ZM168 236V238H167ZM188 236V237H186ZM203 236V237H202ZM207 236V239L205 238ZM225 236V237H224ZM234 236V237H233ZM239 236V237H238ZM241 236V237H240ZM249 236V237H248ZM260 236V238H259ZM125 237V238H124ZM163 237V238H162ZM171 239H170V238ZM181 239L179 241V239ZM184 241H183V239ZM231 237L234 239L232 241L231 240ZM236 237V238H235ZM255 237V240L252 239ZM191 240H189V239ZM201 238L203 240H201ZM204 238H205V241H204ZM226 238V239H225ZM241 238V239H240ZM247 238V239H246ZM187 239V240H186ZM196 239V240H195ZM214 239V240H212ZM223 239L224 242H223ZM249 239H252V240H249ZM172 240V241H171ZM189 240V245L185 242H187ZM207 240V241H206ZM217 244H216V242ZM218 240V241H217ZM241 240V241H240ZM248 240V241H247ZM84 241V243H83ZM177 246H179L180 248H178L176 245H175V242ZM194 241H195V245H194ZM222 241V242H221ZM226 241L228 243H226ZM237 241V242H235ZM256 241H259V242H256ZM260 241L263 242L262 244H260ZM86 242V243H85ZM163 242V243H162ZM184 242V243H183ZM191 242V243H190ZM211 242H213L211 244ZM234 242V243H233ZM246 242L248 244V246L246 245ZM252 243V246L251 243ZM81 245H80V244ZM201 243L203 244V246H201ZM219 243V244H218ZM226 243V244H225ZM256 243H259V244H256ZM179 244V245H178ZM187 244V245H186ZM193 244V245H191ZM208 244V245H207ZM216 244V245H215ZM224 244V246H223ZM231 244V245H229ZM256 244V246H255ZM184 245V246H183ZM221 245V247H219ZM236 245V247H235ZM239 245L240 248H237ZM243 245H245V247H250V248H245ZM80 249H79V247ZM177 247V249L175 247ZM214 246H217L216 248ZM232 246H233V249H232ZM258 246V247H257ZM134 247V246H133ZM184 247V248H182ZM200 247V248H199ZM212 247V248H211ZM219 247V249H218ZM135 248V247H134ZM174 248L176 250H174ZM185 248H187L188 250H186ZM191 248V249H190ZM210 248V249H209ZM234 248H237L234 250ZM245 248V249H244ZM181 249V250H180ZM184 249V250H182ZM223 249V250H222ZM230 249V250H229ZM232 249V251H231ZM240 249V250H239ZM256 249V250H255ZM118 249L114 250V252H112L111 254H114L115 251L118 252L119 254L115 253L113 256L111 255V260L113 261V259L117 258V257H122L125 259L128 255L129 257L126 258V261H130V260H134V261H137L138 259H142L144 261H155L154 259V256L155 255H152L151 253H145L143 254L142 250L140 249H128V250H125V251H121V253L123 255H121V253L119 252L120 249L117 251ZM121 250H124V249H121ZM201 250V251H200ZM215 250V254L213 253ZM217 250V251H216ZM222 250V251H221ZM228 250H229V253H228ZM243 250V251H242ZM245 250V252H244ZM251 250H254L253 252ZM49 251L51 250H47V252L49 253ZM170 251V252H171ZM178 251V252H176ZM181 251H184L183 253ZM220 251V253H219ZM226 251V252H225ZM231 251V253H230ZM242 251V254L241 255H238L240 254V252ZM249 251V252H248ZM39 252V251H38ZM130 252V253H129ZM140 252V253H139ZM186 252V253H185ZM193 252V253H192ZM204 252V253H203ZM208 252V253H206ZM225 252V253H224ZM238 252L237 256L235 253ZM248 252V253H247ZM251 252V253H250ZM256 252V253H255ZM259 252V253H258ZM41 255H44L45 252H42L40 251ZM129 253V254H128ZM139 255L137 256L136 254ZM178 253V255H177ZM185 253V254H184ZM201 255H200V254ZM218 255H217V254ZM224 253V254H223ZM6 254V255H5ZM134 254V255H133ZM149 254V255H148ZM203 254V255H202ZM221 254V257H218L220 256ZM230 254V256H229ZM235 254V255H234ZM247 254L249 256H247ZM0 262L1 263H5L7 262L8 259H10V255L11 253L9 252H0ZM148 257V258H152L151 260L149 259L148 261V258L145 260V258ZM152 255V256H150ZM177 255V256H176ZM182 255V256H181ZM186 255V256H184ZM198 255V256H197ZM217 255V256H216ZM226 255H228V257H226ZM236 257V258H233V256ZM242 255H244L242 257ZM252 255H255V256H252ZM258 255V256H257ZM5 256V258H4ZM191 256H192V259H191ZM209 256V257H208ZM211 256V257H210ZM216 256V257H215ZM239 256V257H238ZM241 256V257H240ZM251 256V258H250ZM2 257V258H1ZM115 257V258H114ZM138 257V258H137ZM181 258V257H184L183 258V261L182 262V258L179 260L178 258ZM202 257V258H200ZM215 257V258H214ZM248 257V259L246 258ZM188 258V259H187ZM194 258V259H193ZM239 258V259H238ZM240 258H242V260L240 261L239 263V260ZM258 258V259H257ZM2 259V260H1ZM6 261H5V260ZM121 260V258H118ZM117 259V260H118ZM140 259V260H141ZM154 259V260H153ZM186 259V260H185ZM219 259V260H218ZM224 259V260H222ZM232 259V261H231ZM235 261H234V260ZM258 261H257V260ZM85 260V259H84ZM205 263H204V261ZM218 260V261H216ZM243 260H248L247 262L246 261H243ZM5 261V262H4ZM180 261V262H179ZM187 263H186V262ZM195 261V262H194ZM202 261V262H201ZM208 261V262H207ZM227 261V262H226ZM231 261V262H230ZM182 262V263H181ZM0 263V264H1ZM175 263V264H176ZM7 264H15L14 261H11V260H8V263ZM27 264V263H26ZM48 264H52V263H48ZM215 264V263H213Z\"/></svg>",
  "mask_w": 264,
  "mask_h": 264
},
{
  "label": "bare ground",
  "instance_id": "obj_2",
  "mask_svg": "<svg viewBox=\"0 0 264 264\" xmlns=\"http://www.w3.org/2000/svg\"><path fill=\"white\" fill-rule=\"evenodd\" d=\"M48 1V0H47ZM50 1V0H49ZM48 1V2H49ZM51 1H53V2H51ZM50 1V3H49V5H48V3H45V2H43V5H41L40 3H41V1H39V0H6L3 4H1L0 5V40H2V41H5V42H9V43H11V45L13 46L12 48L14 49L12 52L13 53H11V54H13V59L10 61V63H11V65L14 67V64H15V66L17 67V63H18V58L19 59H21L22 57H25V53L26 52H29V54H30V61H31V59H32V68L30 69V70H26L27 69V67H29V66H27V65H25L26 66V69H25V72L23 73V79L22 80H20V81H17L15 78H11V79H9L10 81V84H8L7 86H3V87H1V83H0V97H1V94L3 93V91H2V88H8L7 89V92H9V95H11V97H12V95H13V92H14V90H21V88L23 87L24 88V92L26 91V90H32L33 91V95H34V98L33 97H31L32 99H34L35 100V102H36V104L37 105H39L40 104V107H42V105H44V106H46L47 107V113L48 114H50L49 112V107L51 108V100H52V97H54L53 95H54V89L56 88V87H58V88H60V90L61 89H63V88H65L66 86H69V88H70V91L72 90L73 91V94H75V96L77 97V99L79 98V99H83L84 98V96H85V94H86V91H84L83 90V88L80 86V84H81V82H83V75H82V72L84 71V70H89L88 68H90V69H92V70H95V76L97 75L98 76V78H101V77H103V76H107V77H109L110 78V80L111 81H114V83H117V82H120V83H123L122 85L124 86L125 84H126V81L128 80V78L130 79V77H131V75H132V73H135V71L137 70V69H139L141 66H143V63L145 62H148L147 60H144V59H146L147 57H150L149 59H151V57H153V56H156L157 55V52H155V51H153V47H157L158 46V43H160V41H162V43L164 42L162 39H172V38H174L176 41H178L176 38H178V39H180L181 38V36H183L184 34H188V33H191L192 35L193 34H196V33H206V32H204V30L205 31H207V29L209 30V27H208V15L209 14H211V12L208 14V11H209V9L211 10V9H213V10H211V11H216V9H218L219 11L221 10V9H223L224 8V6H226V5H228V4H230L232 7H234V12L231 14V15H228V16H225V14H227V13H225L226 12V10L228 11V9H226L225 11H223V12H221L222 13V15L219 13V15L221 16L220 17V20H219V22L215 25V29H217V31L219 30V32L221 31V30H223L224 31V29L226 30V29H233L234 30V32H233V34H231L232 36L229 38L228 37V39L227 38H225V41H226V43H227V50L229 51V53H230V55H231V62H232V64L230 65V63H229V65L233 68V70H235V72L236 73H233L234 75H233V79L235 78V76L237 77V79H235L236 81V83L233 81V83H232V87H230V86H228L229 88H228V90L227 89H225V87L224 88H222V90H224V91H219V85H217L218 86V90H216L217 92L216 93H218L219 92V94L221 93V92H226V93H228L229 92V90H230V88L232 89V90H234V87H238V89L237 88H235V90L237 89V90H239V92L240 93H242L243 95H244V92H245V89H246V86L247 85H249V84H251V83H254L255 81V79L258 77V79L260 80L261 79V77H260V75H261V72H260V69H261V67H262V65L264 64V28H263V30H262V28H261V26H264V0H122V1H120V2H122V3H125V4H127V5H125V4H121V3H118V1L117 0H51ZM114 1H116V4L115 3H113ZM45 3V4H44ZM228 3V4H227ZM117 4L119 5V6H117ZM212 6H214L213 8H212ZM57 7H59L60 9L59 10H61V8L63 9V13H61V15L58 17V16H56V15H58L57 14V10H56V8ZM75 7V8H74ZM227 7V6H226ZM230 7V6H229ZM225 9V8H224ZM232 9V8H231ZM231 9H230V12H231ZM233 11V10H232ZM214 12H212V13H214ZM58 13H60V12H58ZM216 14H217V12H215ZM229 14V13H228ZM215 15V14H214ZM54 16V17H53ZM211 16V15H210ZM212 17V16H211ZM214 18L216 19V18H218V16L217 17H215L214 16ZM154 20L156 21H159L161 24H162V27H161V24L160 23H158V25H159V27H161V28H159V27H156V26H158V25H156V26H154V25H152V27L154 26V27H156V28H159V30H156L155 31V33H152V30H151V32H150V28L151 27H149V25L150 24H152V22H154ZM218 20H215V21H218ZM151 21V23L149 24V22ZM157 21H156V23H157ZM211 20H209V22H210ZM214 22V21H213ZM155 22H154V24H156ZM212 23V22H211ZM214 23H216V22H214ZM163 25H165V26H167V27H163ZM211 25V24H210ZM209 25V26H210ZM70 26H74L75 27V29L77 28L78 29V31H79V34H77V33H75L76 32V30L73 32V29H72V31L71 32H73L72 34H73V36H72V34H71V32H69L68 31V29H71V28H69ZM151 26V25H150ZM212 26H213V28L212 27H210V28H212L213 29V31H216L215 29H214V24H212ZM153 27V28H154ZM152 28V29H153ZM154 30V29H153ZM211 30V29H210ZM77 31V32H78ZM154 32V31H153ZM208 32H211V31H208ZM222 32V31H221ZM227 32V31H226ZM71 35H70V34ZM77 34V35H76ZM220 34V33H219ZM218 34V35H219ZM76 35V36H75ZM206 35V34H205ZM204 35V36H205ZM210 35H211V33H210ZM209 34H208V36H210ZM196 36V35H195ZM184 37V36H183ZM224 37V36H223ZM222 37V38H223ZM193 38H195V37H192V38H190V39H193ZM197 38V37H196ZM202 38V37H201ZM206 38V37H205ZM204 38V39H205ZM218 39H220V38H218ZM252 39L253 40H257V42H254V41H252ZM181 40V39H180ZM198 40V39H197ZM199 40H201V39H199ZM217 40V39H216ZM170 42V44H169V47L171 46L172 47V41L171 40H169ZM174 41V40H173ZM176 41H175V43H176ZM193 41V40H192ZM209 41V40H208ZM222 41V40H221ZM223 41H224V39H223ZM225 41L224 42H222V43H225ZM248 41H252V42H254L255 43V45L253 46V47H250L249 46V44H248ZM94 42H96L97 44L96 45H98V43H101V44H103V45H105L104 47L106 48V44H108L109 46H111V47H114L115 49H116V53H115V55H109L110 56V58H111V56L113 57V59H111V60H108V61H106V59L107 58H105L104 59V62H105V64H103L102 66H99L98 68L96 67V66H91L92 65V63L91 64H87L84 60H82V56L83 55H85L86 54V51H87V48L89 49V45H92V46H94L93 45V43ZM193 42H195V41H193ZM166 43H168L167 41H166ZM178 43V42H177ZM225 43V44H226ZM95 44V43H94ZM156 44H157V46H156ZM174 44V43H173ZM181 44V43H180ZM175 45V44H174ZM174 45H173V48L175 49V47H174ZM103 47V48H104ZM160 47V46H159ZM6 48V47H5ZM172 48V49H173ZM19 50L20 51V53H17L16 54V51L15 50ZM112 49V48H111ZM157 49V48H156ZM159 49V48H158ZM171 49V50H172ZM106 50V49H105ZM5 51H8V48L5 50ZM4 51V52H5ZM19 51H17V52H19ZM159 51V50H158ZM227 51V52H228ZM249 51L250 52H255V58H256V56H257V60H256V62L257 61H259L257 64H255L254 63V60H253V55L252 54H250L249 53ZM111 52V51H110ZM3 53V52H2ZM22 53V56H21V58L20 57H18L20 54ZM85 53V54H84ZM90 53H91V50H90ZM98 53V52H97ZM105 53V52H104ZM107 53V52H106ZM106 53H105V56H106ZM166 53V52H165ZM228 53V54H229ZM10 54V55H11ZM27 54V53H26ZM101 54H103L102 52H101ZM108 54V53H107ZM112 54V53H111ZM98 55H99V53H98ZM263 55V56H262ZM28 56V55H27ZM104 56V55H103ZM14 57H16L17 59H14ZM86 57V56H85ZM92 57V56H91ZM230 57V56H229ZM89 58V57H88ZM99 58V57H98ZM102 58V57H101ZM109 58V57H108ZM258 58H259V60H258ZM5 59V58H4ZM90 59V58H89ZM155 59V58H154ZM157 59V58H156ZM102 60V59H101ZM4 61V60H3ZM87 61H88V59H87ZM91 62V61H90ZM7 63V62H6ZM9 63V62H8ZM94 63V62H93ZM154 64V63H153ZM152 64V65H153ZM5 65V62H4V64L3 63H1V60H0V77L3 75V73H2V68H3V66ZM118 65V66H117ZM163 65V63H161V66ZM235 65H237V66H235ZM6 67H8V65H5ZM156 66V65H155ZM160 66V65H159ZM159 66H158V68H159ZM160 66V67H161ZM165 66V65H164ZM16 67H14V68H16ZM96 67V68H95ZM144 67V66H143ZM146 67V66H145ZM149 67L150 66H148V69L147 68H145V69H147V70H149L150 71V69H149ZM207 67V66H206ZM11 68V67H10ZM20 68V67H19ZM23 68V67H22ZM153 68V66L151 67V69ZM156 68V67H155ZM141 70L142 69H144V68H140ZM140 69H139V71H140ZM144 69V70H145ZM231 69V68H230ZM10 70V69H9ZM158 70V69H157ZM90 71V70H89ZM139 71L137 70V72L139 73ZM152 71V70H151ZM7 72V71H6ZM84 72H86V71H84ZM83 72V73H84ZM94 72V71H93ZM142 72H144V71H142ZM155 73H156V71H154ZM196 72V71H195ZM228 72H230V71H228ZM233 72V71H232ZM259 72H260V74H259ZM89 73H92V72H89ZM137 73V74H138ZM198 73V72H197ZM86 74V73H85ZM87 74H88V72H87ZM140 74V73H139ZM148 74V73H147ZM147 74H145V75H147ZM154 74V73H153ZM188 74V73H187ZM257 74H259V76L257 75ZM262 74H264V72L262 73ZM142 75H144L143 73H142ZM152 75V74H151ZM193 75H195V76H197L196 74H193ZM228 75V74H227ZM94 76V75H93ZM130 76V77H129ZM138 76V75H137ZM187 76H189V74L187 75ZM199 76V75H198ZM201 76V75H200ZM11 77V76H10ZM87 77H88V75H87ZM86 77V78H87ZM89 77H90V75H89ZM88 77V78H89ZM106 77V78H107ZM139 78H140V75L138 76ZM143 77V76H142ZM256 77V78H255ZM260 77V78H259ZM264 75L262 76V79H263V81H264ZM97 78V77H96ZM95 78V79H96ZM108 78V79H109ZM137 78V77H136ZM144 78H146V76H144ZM147 78H149L148 76H147ZM150 78H153L152 76H150ZM194 78V77H193ZM193 78H192V80H193ZM8 79V78H7ZM132 79H134V78H132ZM138 79V78H137ZM205 79H206V77H205ZM227 79H229L228 77H227ZM90 79H88V81H89ZM105 80V79H104ZM107 80V79H106ZM105 80V81H106ZM109 80V81H110ZM126 80V81H125ZM131 80V79H130ZM135 80V79H134ZM148 80V79H147ZM86 80L84 79V82H85ZM95 81V80H94ZM97 81V80H96ZM133 81V80H132ZM140 81H142L141 80V78H140ZM228 81V80H227ZM43 82H45V85H44V87H45V89L41 92L40 91V89L39 88H41L42 86H43ZM83 82V83H84ZM93 82V81H92ZM108 82V81H107ZM127 82H129V81H127ZM142 82H144V81H142ZM145 82H147L146 81V79H145ZM144 82V83H145ZM194 82H196V81H194ZM104 83V82H103ZM111 83V82H110ZM136 83V82H135ZM149 83H151L150 81H149ZM198 83V82H197ZM197 83H195L194 85H196ZM235 83V84H234ZM255 83H257V81L255 82ZM262 83V82H261ZM53 84H55L56 85V87L53 85ZM88 84V83H87ZM90 84V83H89ZM93 84V83H92ZM92 84H90V85H92ZM112 84H113V82H112ZM193 84V83H192ZM224 84V83H223ZM84 85V84H83ZM108 85V84H107ZM117 85L118 84H115L114 86H116L117 87ZM136 85H138V84H136ZM136 85H134V86H136ZM139 85H140V83H139ZM142 86H143V84H141ZM141 85H140V87H141ZM200 85V84H199ZM197 86V87H201V86ZM261 85V84H260ZM259 85V86H260ZM96 86V85H95ZM97 86L98 87H101L102 86V84H99L98 82H97ZM105 86V85H104ZM122 86V87H123ZM211 86V85H210ZM225 86V85H224ZM256 86H258V84H256ZM12 87V88H11ZM43 87V88H44ZM55 87V88H54ZM86 87V86H85ZM84 87V88H85ZM89 87V86H88ZM93 87H94V85H93ZM111 87H113V86H111ZM121 87V86H120ZM190 87V86H189ZM248 87V86H247ZM9 88H10V90H9ZM38 88V89H37ZM42 88V89H43ZM96 88V87H95ZM108 88V87H107ZM132 88V87H131ZM139 88V87H138ZM214 88H215V86H214ZM227 88V87H226ZM255 88H257V87H255ZM88 89V88H87ZM125 89H126V86H125ZM124 89V90H125ZM128 89H130V88H128ZM201 89H202V87H201ZM200 89V90H201ZM257 89H259V88H257ZM263 89V88H262ZM59 90V91H60ZM96 90H98L97 88H96ZM107 90V89H106ZM116 89H114V91H115ZM118 90H120V89H117V91ZM143 90V88H141V91ZM195 90H197V89H195ZM212 90V89H211ZM211 90H210V92H211ZM221 90V89H220ZM22 91V90H21ZM63 91V90H62ZM192 91V90H191ZM255 91V90H254ZM257 91V90H256ZM95 92V91H94ZM130 92V91H129ZM134 92V91H133ZM194 92V91H193ZM197 92H198V90H197ZM196 92V93H197ZM209 92V94H211V95H213V97H211V99H213L214 98V94H212V92L210 93ZM262 92V91H261ZM88 93H92V91H90V92H88ZM103 93V92H102ZM116 93H118V92H116ZM122 93V92H121ZM195 93V92H194ZM195 93V94H196ZM199 93V92H198ZM260 93V92H259ZM5 94H7V93H5ZM21 94H22V92H21ZM99 94H101L100 92H99ZM104 94V93H103ZM113 94H115V92L113 93ZM136 95L138 94V93H135ZM192 94V93H191ZM237 94H239V93H236V95ZM263 94V93H262ZM55 95H57L56 93H55ZM67 95V94H66ZM90 95V94H89ZM109 95H111V93L109 94ZM121 95V94H120ZM135 95V96H136ZM199 95H200V93H199ZM201 95H202V92H201ZM205 95V94H204ZM207 95H208V92H207ZM218 95V94H217ZM221 95H222V93H221ZM230 95H232V94H230ZM234 95V94H233ZM232 95V96H233ZM235 95V96H236ZM252 95V94H251ZM264 95V94H263ZM58 96V95H57ZM56 96V97H57ZM103 96V95H102ZM107 96H108V94H107ZM203 96V95H202ZM208 96H210V95H208ZM222 96H224V95H222ZM225 96H229V93H228V95H226L225 94ZM224 96V97H225ZM248 96H250V94L248 95ZM3 97H5V96H3ZM8 97V96H7ZM6 97V98H7ZM15 97V96H14ZM22 97H23V99L25 100L26 99V97L24 96V94L22 95ZM55 97V98H56ZM88 97V96H87ZM110 97V96H109ZM114 97V96H113ZM221 97V96H220ZM236 97H238V96H236ZM240 97H242V95L240 94ZM20 98V97H19ZM31 98H30V100H31ZM54 98V99H55ZM102 98V97H101ZM104 98H106V97H103L102 99H104ZM204 98H206L205 96H204ZM204 98H202V99H204ZM209 98V97H208ZM217 98V97H216ZM249 98V97H248ZM264 98V97H263ZM8 99V98H7ZM89 99V98H88ZM88 99H86V100H88ZM179 99V98H178ZM215 99V98H214ZM222 99V98H221ZM220 99V100H221ZM233 99H235V97H233ZM3 100V99H2ZM14 100H16V99H14L13 98V101ZM20 100H22V98H20ZM29 100V99H28ZM29 100V101H30ZM105 100V99H104ZM113 100V99H112ZM134 100V99H133ZM148 100V99H147ZM195 100V99H194ZM226 100H228V99H226ZM232 100V99H231ZM236 100V99H235ZM251 100V99H250ZM12 101V100H11ZM28 101V102H29ZM53 101H55V100H53ZM85 101V100H84ZM89 101V100H88ZM110 101H111V99H110ZM182 101V100H181ZM210 101V100H209ZM240 101V100H239ZM249 101V100H248ZM17 102V101H16ZM30 102H32V100L30 101ZM35 102H33V106L35 105ZM83 102V101H82ZM102 102H105V101H102ZM115 102H116V100H115ZM137 102H138V100H137ZM172 102V101H171ZM175 102V101H174ZM226 102V101H225ZM237 101H235V103H236ZM8 103V102H7ZM20 103H21V101H20ZM25 102H23L22 104H24ZM79 103V102H78ZM86 103V102H85ZM84 103V104H85ZM89 103V102H88ZM90 103H91V101H90ZM177 103V102H176ZM228 103H230L229 101H228ZM238 103V102H237ZM10 104V103H9ZM42 104V105H41ZM150 104V103H149ZM149 104H147V105H149ZM206 104H207V102H206ZM218 105H220L219 103H217ZM217 104H215L214 106H216ZM234 104V103H233ZM247 104V103H246ZM256 104L257 103H255V106H256ZM26 105H28V103L26 104ZM36 105V106H37ZM79 105V104H78ZM81 105V104H80ZM104 105V104H103ZM114 105V104H113ZM112 105V106H113ZM153 105V104H152ZM190 105V104H189ZM205 105V104H204ZM208 105V104H207ZM210 105V104H209ZM241 105H243V104H241ZM248 105V104H247ZM21 106V105H20ZM170 106H172V105H170ZM24 107H26L25 105H24ZM35 107V106H34ZM39 107V106H38ZM82 107H83V105H82ZM252 107V106H251ZM253 107H254V105H253ZM12 108H13V106H12ZM28 108V107H27ZM37 108V107H36ZM115 108V107H114ZM146 108H147V106H146ZM153 108V107H152ZM212 108V106L210 107L209 106V109H211ZM229 108V107H228ZM239 108V107H238ZM241 108V107H240ZM244 108V107H243ZM248 108V107H247ZM22 109V108H21ZM24 109V108H23ZM40 109V108H39ZM139 109V108H138ZM231 109H232V107H231ZM261 109V108H260ZM30 110V109H29ZM134 110V109H133ZM142 110V109H141ZM140 110V111H141ZM143 110H144V108H143ZM147 110V109H146ZM156 110V109H155ZM154 110V111H155ZM189 110V109H188ZM208 110V109H207ZM234 110V109H233ZM253 110V109H252ZM135 111V110H134ZM138 111V110H137ZM150 111V110H149ZM159 111V110H158ZM186 111V110H185ZM193 111V110H192ZM191 111V112H192ZM216 112H211L210 113V115L209 114H207V115H209V117L210 118H214L215 119V124H216V120H220V122L222 121L223 122V124L222 125H224V124H228L227 122L230 120V118L227 116V112H226V110H225V108L223 107V106H217L216 107V110H215ZM254 111V110H253ZM258 111V110H257ZM2 112V111H1ZM9 112V111H8ZM32 112H34V111H32ZM43 112V111H42ZM113 112H115V111H113ZM118 112V111H117ZM133 112V111H132ZM145 112V111H144ZM153 112V111H152ZM202 112V111H201ZM206 112L207 111H205V116H206ZM209 112V111H208ZM207 112V113H208ZM234 112V111H233ZM3 113V112H2ZM134 113V112H133ZM143 113V112H142ZM180 113V112H179ZM189 113V112H188ZM249 113V112H248ZM251 113V112H250ZM254 113V112H253ZM259 113V112H258ZM1 114V113H0ZM31 114V113H30ZM117 114V113H116ZM137 114V113H136ZM181 114V113H180ZM182 114H183V112H182ZM190 115H192V113H189ZM196 114V113H195ZM199 114V113H198ZM47 115V114H46ZM51 115V114H50ZM55 115V114H54ZM167 115V114H166ZM165 115V116H166ZM197 115V114H196ZM231 115V114H230ZM233 115V114H232ZM263 115H264V111H263ZM263 115H261L262 117H263ZM113 116V115H112ZM132 116V115H131ZM248 116H249V114H248ZM253 116H254V114H253ZM260 116V117H261ZM5 117V116H4ZM53 117V116H52ZM56 117V116H55ZM111 117V116H110ZM133 117V116H132ZM140 117V115L138 116V117H135L134 116V118H132V119H136V120H140V121H142V123H144V119H142V118H139ZM147 117V116H146ZM194 117H197V116H194ZM208 117V118H209ZM246 117H247V115H246ZM251 117V114H250V116H249V118ZM258 117V116H257ZM261 117V118H262ZM188 118V117H187ZM206 118V117H205ZM236 118H239V116L238 117H236ZM248 118V119H249ZM261 118H259V119H261ZM34 119V118H33ZM43 119V118H42ZM51 119V118H50ZM54 119V118H53ZM108 119V118H107ZM112 120H113V118H111ZM172 119V118H171ZM181 119V118H180ZM179 119V120H180ZM185 119H186V117H185ZM190 119V118H189ZM191 119H193V116H191ZM202 119H203V117H202ZM207 119V118H206ZM245 119H247V118H245ZM251 119H252V117H251ZM254 119V118H253ZM255 119H256V116H255ZM264 118H262L261 119V121L263 120ZM55 120V119H54ZM145 120H146V118H145ZM149 120V119H148ZM178 120V121H179ZM184 119H182V121H183ZM208 120H210V119H208ZM212 120V119H211ZM210 120V121H211ZM237 120V119H236ZM236 120H233V118H231V121H233L234 123L236 122ZM50 121V120H49ZM71 121H72V119H71ZM139 121V122H140ZM182 121H181V125H183L182 124ZM185 121V120H184ZM199 121V120H198ZM252 122H254L253 120H251ZM2 122V121H1ZM47 122H48V119H47ZM51 122V121H50ZM136 122V121H135ZM147 122V121H146ZM145 122V123H146ZM197 121H195L194 120V123H196ZM204 123L206 122V121H203ZM202 122V123H203ZM242 122H244V121H242ZM246 122H247V120H246ZM250 122V121H249ZM252 122H251V124H252ZM263 122V121H262ZM4 123V122H3ZM37 123V122H36ZM52 123V122H51ZM55 123H58V122H55ZM130 123V122H129ZM137 123H138V121H137ZM141 123V124H142ZM144 123V124H145ZM160 123H161V121H160ZM174 123H176L175 122V120H174ZM186 123V122H185ZM187 123H189V122H187ZM193 123V122H192ZM192 123H190V124H192ZM203 123V124H204ZM218 123V122H217ZM231 123V122H230ZM257 123H259V124H261V122L259 121L258 122V119H257ZM256 123V124H257ZM9 124V123H8ZM47 124V123H46ZM117 124H118V121H117ZM140 123H139V125H141ZM147 124H150V123H148L147 122ZM166 124H168L167 122H166ZM207 124V123H206ZM212 124L214 125V122H212ZM219 124V123H218ZM238 125H239V123H237ZM237 124H236V126H237ZM245 124V123H244ZM247 124H249L248 122L246 123V128H247V130H248V132L249 133H247V132H245L247 135H245L246 137L244 138L242 135H241V132H237L236 130L237 129H235V128H233V126H232V128H229L228 126H224L223 127V129H221V131L216 135V133L214 132V131H211V129H212V126L213 125H211V126H209L210 124H208V127H210L209 129H210V131L208 130V132H206L207 131V129H206V131H205V135H206V133H209V132H211L212 133V135H213V132L215 133V136H210V140H211V138L212 139H214V140H218L219 139V141H222L223 143H224V140H231L230 141V143H234V144H232V145H234L233 146V148H234V150H236V153L239 155L238 157H240V156H243V159H244V157L246 156V158L248 157V158H252V157H255L254 155L256 154V152H257V150L259 149V152L261 151L262 153H263V156H264V141L262 142V144L261 145H257L256 144V141L254 140V139H256V137L253 139V140H250V138L249 137H251L252 135H251V133H252V129L249 127V129H248V127H247ZM255 123H253L252 125H256ZM258 124V126H260ZM22 125V124H21ZM52 125V124H51ZM126 125H127V123H126ZM130 125H132V127L134 126V124H130ZM143 125V124H142ZM151 125V124H150ZM149 125V126H150ZM154 125H156V123L154 124ZM153 125V126H154ZM186 125V124H185ZM194 125V124H193ZM199 125H200V123H199ZM202 125V124H201ZM243 125V124H242ZM118 126H120V125H118ZM125 126V125H124ZM124 126H123V128H124ZM157 126L159 127V125L157 124ZM169 125H167V127H168ZM191 126V125H190ZM196 126H197V124H196ZM257 126V125H256ZM263 126V125H262ZM65 127V126H64ZM140 127V126H139ZM145 127H146V125H145ZM151 127V126H150ZM149 127V128H150ZM158 127H156L157 129H158ZM160 127H162V125L160 126ZM180 127V126H179ZM181 127H184V126H181ZM189 128V125L188 126H186V128ZM203 127H204V125H203ZM205 127H207V126H205ZM214 127V126H213ZM215 127H216V125H215ZM218 127H220V126H217L216 128H218ZM231 127V126H230ZM48 128V127H47ZM46 128V129H47ZM135 128V127H134ZM143 128V127H142ZM148 128V129H149ZM152 128V127H151ZM150 128V129H151ZM155 128V130H157ZM164 128H165V126H164ZM171 128V127H170ZM175 128V127H174ZM187 128V129H188ZM192 127H190V129H191ZM215 128V129H216ZM253 128V127H252ZM264 128V127H263ZM117 129V128H116ZM129 131H131L132 129H131V127H129ZM146 129H147V127H146ZM145 129V130H146ZM181 129V128H180ZM183 129H185V128H183ZM189 129V131H190V134H191V131H192V129L190 130ZM197 129V128H196ZM240 129H241V127H240ZM239 129V130H240ZM244 129V128H243ZM254 129V128H253ZM255 129H257V128H255ZM255 129H254V131H255ZM258 129L260 130H262V128L260 127H258ZM36 130H37V132H33V137H34V143H35V145H39V141H40V138L43 136V134H44V132H45V129H44V127H37L36 128ZM48 130L50 131V129L48 128ZM143 130H144V128H143ZM145 130H144V133H146L145 132ZM164 130V129H163ZM200 131H201V128L199 129ZM198 130V131H199ZM260 130V131H261ZM132 131H134V130H132ZM166 131H167V129H166ZM166 131H163V132H166ZM170 131H171V129H170ZM173 131V130H172ZM175 131V130H174ZM188 131V130H187ZM188 131V132H189ZM194 131V130H193ZM192 131V132H193ZM199 131V132H200ZM216 131H218V129H216ZM152 132V131H151ZM153 132H155V131H153ZM157 132V131H156ZM168 132H169V130H168ZM168 132H167V134L166 135H168ZM177 132V131H176ZM175 132V133H176ZM182 132V131H181ZM202 132V131H201ZM200 132V135L202 136V133ZM256 132V131H255ZM259 131H257L256 133H258ZM59 133V132H58ZM183 133H184V131H183ZM195 133V132H194ZM210 133V134H211ZM65 134V133H64ZM69 134V133H68ZM142 134V136H143V133H141ZM154 134H156V133H154ZM173 134H174V132H173ZM196 134V133H195ZM198 134V133H197ZM203 134V135H204ZM260 134H261V132H260ZM146 135V134H145ZM158 135H159V133H158ZM156 135L157 136V138L159 137V136H161L162 137V135ZM165 135V136H166ZM177 135V134H176ZM192 135V134H191ZM204 135V136H205ZM208 135V134H207ZM69 136V135H68ZM136 136V135H135ZM134 136V137H135ZM195 136V135H194ZM256 136V135H255ZM130 137V136H129ZM138 137V135L136 136V138ZM141 137V136H140ZM155 137V136H154ZM153 137V138H154ZM164 137V136H163ZM206 137H209V136H206ZM217 139H216V138ZM259 137V136H258ZM260 137H261V135H260ZM112 138H113V136H112ZM128 138V137H127ZM156 138V139H157ZM203 138V137H202ZM252 138H253V136H252ZM111 138H109V140H110ZM170 139V138H169ZM204 139V138H203ZM59 140H61V139H59ZM58 140V141H59ZM128 140V139H127ZM126 140V141H127ZM130 140V139H129ZM134 140V139H133ZM145 140H147V139H145ZM151 140V139H150ZM154 140V139H153ZM160 140V139H159ZM171 140H172V138H171ZM192 140V138H190V141ZM208 140V139H207ZM209 140V141H210ZM214 140L213 141H211L212 143H214ZM53 141V139H51L49 142H52ZM78 141V140H77ZM152 141V140H151ZM155 142H156V140H154ZM193 141V140H192ZM203 141V140H202ZM253 141H255V142H253ZM262 141V140H261ZM64 142H66V141H64ZM79 142V141H78ZM108 142V141H107ZM123 142H125V141H123ZM136 142V141H135ZM146 142H149V141H146ZM196 142V141H195ZM198 142V141H197ZM210 142V143H211ZM216 142V141H215ZM258 142V141H257ZM56 143V142H55ZM59 143V142H58ZM60 143H63V142H60ZM59 143V144H60ZM111 143V142H110ZM145 143V142H144ZM161 143V142H160ZM190 143V142H189ZM203 143H204V141H203ZM229 143V142H228ZM260 143V142H259ZM140 144V143H139ZM146 144V143H145ZM186 144V143H185ZM215 144V143H214ZM221 144L222 143H220L219 145L221 146ZM226 144V143H225ZM110 145V144H109ZM136 145V144H135ZM134 145V146H135ZM138 145V144H137ZM152 145H154V144H151V146ZM158 145V144H157ZM157 145H155V146H157ZM165 145H167V144H165ZM199 145V144H198ZM213 145V144H212ZM216 145V144H215ZM218 145V146H219ZM231 145V146H232ZM30 146V145H29ZM59 146V145H58ZM58 146H54L53 145V147L51 148V150L49 151V153H50V155L48 154V156L49 157H51V160H53L54 159V157H55V155H56V153L59 151V148L61 147V146H59V148H58ZM72 146V145H71ZM139 146V145H138ZM163 146H164V144H163ZM169 146H171V145H169ZM193 146V145H192ZM204 146V145H203ZM217 146V145H216ZM215 146V147H216ZM219 146V147H220ZM226 146H228V145H226ZM62 147H64V146H62ZM137 147V146H136ZM149 147H150V145H149ZM149 147H147V150H149L150 148ZM153 147V146H152ZM68 148V147H67ZM66 148V149H67ZM112 148V147H111ZM134 148V147H133ZM146 148V147H145ZM144 148V149H145ZM149 148V149H148ZM154 148V147H153ZM159 148H161L162 149V147H161V145H160V147ZM157 149V150H160V149ZM164 148V147H163ZM167 148V147H166ZM166 148H164V150L166 149ZM171 148H173V147H171ZM177 148V147H176ZM185 148V147H184ZM204 148V147H203ZM211 148V147H210ZM220 148H222V146L220 147ZM227 148H229V147H227ZM226 147L225 148H222V149H220V152L222 153V154H226L227 152H228V150H226L227 149ZM61 149V148H60ZM75 149V148H74ZM79 149V148H78ZM123 149V148H122ZM137 149V148H136ZM135 149V150H136ZM140 149V148H139ZM139 149H137V151H139ZM179 149V148H178ZM214 149V148H213ZM232 149V148H231ZM64 149H62V151H63ZM117 150H118V148H117ZM132 150L133 149H131L130 150V152H132ZM134 150V151H135ZM151 150V149H150ZM152 150H154V149H152ZM151 150V151H152ZM174 150H175V148H174ZM201 150V149H200ZM199 150V151H200ZM204 150H205V148H204ZM230 150V149H229ZM233 150V149H232ZM27 152H28V150H26ZM30 154L27 156V157H38V156H40V155H38L37 154V152H38V149H35L34 147L33 148H31L30 150ZM64 151H66V150H64ZM126 151H129V149H127ZM161 151V150H160ZM160 151H158V153L160 152ZM177 151V150H176ZM203 151V150H202ZM22 152H24V151H22ZM42 152V151H41ZM123 152V151H122ZM147 152L148 151H146V152H144V154L146 153L147 154ZM153 152V151H152ZM172 152V151H171ZM217 152V151H216ZM64 153V152H63ZM124 153V152H123ZM134 153V152H133ZM132 153V154H133ZM142 153V152H141ZM156 153V151L153 153V154H155ZM161 153V152H160ZM196 153H198V151H196ZM196 153H195V155H196ZM205 153V152H204ZM212 153V152H211ZM210 153V154H211ZM214 153V152H213ZM218 154H219V151L217 152ZM17 154V153H16ZM65 154H66V152H65ZM77 154V153H76ZM114 154V153H113ZM121 154V153H120ZM127 154H129V152H127ZM131 154V155H132ZM171 154V153H170ZM183 154V153H182ZM216 154V153H215ZM214 154V155H215ZM217 154V155H218ZM42 157H47V154H43V152H42ZM57 155H62V154H60V153H58ZM83 155H84V153H83ZM172 155H173V153H172ZM199 155H201L200 153H199ZM199 155L197 156V158L199 157ZM207 155V153L205 154V156ZM214 155L212 156V158L213 159H211V160H213V162H214V159H216L215 161H217V158H218V156L216 155V158H214ZM220 155V154H219ZM89 156V155H88ZM128 156H130V155H128ZM133 156H134V154H133ZM148 156H149V153H148ZM156 157H157V155H155ZM154 156V157H155ZM158 156H160V154L158 155ZM178 156V155H177ZM204 156V155H203ZM222 155H220L219 156V161H220V157H221ZM25 157H26V155H25ZM59 157V156H58ZM61 157V156H60ZM97 157V156H96ZM99 157V156H98ZM125 157V156H124ZM123 157V158H124ZM143 157V156H142ZM152 157V156H151ZM150 157V158H151ZM172 157V156H171ZM175 157V156H174ZM186 157V156H185ZM193 157V156H192ZM202 157V156H201ZM208 157V156H207ZM206 157V158H207ZM226 157V156H225ZM224 157V158H225ZM258 157V156H257ZM82 158V157H81ZM95 158V157H94ZM130 158H131V156H130ZM161 158V157H160ZM200 158V157H199ZM198 158V159H199ZM211 158V157H210ZM223 157H221V159H222ZM25 159V158H24ZM56 159V158H55ZM60 159V158H59ZM122 159V156L121 155H119V153L117 152V153H115L114 155H113V157L110 159V161L109 162H106L105 163V167H106V170L104 171L105 173H109L108 175L109 176H112V172H111V170H112V168H113V165H119L120 163H122V162H120V160ZM125 159V158H124ZM128 159V158H127ZM133 159V158H132ZM136 159H137V157H136ZM152 159V158H151ZM187 159H189V158H187ZM240 159V158H239ZM242 159V157H241V160H243ZM70 160H72V159H70ZM69 160V161H70ZM123 160V159H122ZM121 160V161H122ZM140 160V159H139ZM147 160V159H146ZM145 160V161H146ZM149 160V159H148ZM186 160V159H185ZM200 160H202V162H203V159H200ZM199 160V161H200ZM207 160V159H206ZM205 160V161H206ZM245 160V159H244ZM262 160V159H261ZM27 163H28V165H29V167L27 168V169H32V172L34 173V174H36L37 172H39V173H44L46 170H47V162H48V160H44L43 162H40V163H38V162H36L35 160H31L30 158H28V159H26L25 160ZM57 161V160H56ZM92 161V160H91ZM120 163H119V162ZM129 161V160H128ZM143 161V160H142ZM141 161V162H142ZM159 161V160H158ZM246 161V160H245ZM245 161H244V163H245ZM250 161H251V159H250ZM255 161H256V159H255ZM24 162V161H23ZM25 162V163H26ZM67 162V161H66ZM119 164H118V163ZM138 162H140V161H137L136 162V164L138 163ZM147 162V161H146ZM145 162V163H146ZM151 162H153V161H151ZM165 162H166V160H165ZM184 162V161H183ZM190 162V161H189ZM257 162V161H256ZM58 163V162H57ZM78 162H76V164H77ZM117 163V164H116ZM127 163V162H126ZM218 163V162H217ZM221 163V162H220ZM224 163H226V164H229V162L227 163L226 161L224 162ZM246 163L248 164V160L246 161ZM61 164V163H60ZM92 164H93V161H92ZM144 164V163H143ZM142 164V165H143ZM147 164H149V162L147 163ZM152 164V163H151ZM161 164V163H160ZM160 164H157V165H160ZM165 164V163H164ZM200 164H202V163H200ZM206 164V163H205ZM205 164H202V165H204L205 166ZM208 164H210V162H209V159H208V162H207V165ZM215 164V163H214ZM213 164V165H214ZM232 164H233V162H232ZM240 164V163H239ZM247 164H244V166H247ZM16 165V164H15ZM26 165V164H25ZM24 165V166H25ZM68 165V164H67ZM66 165V166H67ZM98 165V164H97ZM121 165V164H120ZM144 165H146V164H144ZM143 165V166H144ZM218 165H220V164H217V166ZM241 165V164H240ZM239 165V166H240ZM253 165V164H252ZM56 166H58V165H56ZM69 166V165H68ZM125 166V165H124ZM147 166H149L150 167V164L149 165H147ZM151 166H153V164L151 165ZM170 166V165H169ZM168 166V167H169ZM192 166V165H191ZM196 166H197V163H196ZM201 166V165H200ZM211 166V169L213 168L212 167V165H209V167ZM222 166H224L223 164H222ZM221 166V167H222ZM248 166H250V165H248ZM254 166V165H253ZM55 167V166H54ZM85 167V166H84ZM90 167L92 168V166H89V168L88 169H90ZM115 167V166H114ZM157 167V166H156ZM171 167V166H170ZM185 167V166H184ZM190 167V166H189ZM193 167V166H192ZM195 167V166H194ZM214 167H215V165H214ZM228 168V166H224V167H222V168ZM231 166L229 165V170L232 168H230ZM241 167V166H240ZM242 167H243V164H242ZM95 168H96V165H95ZM145 168V167H144ZM148 168V167H147ZM146 168V169H147ZM161 168V167H160ZM202 168V167H201ZM222 168H221V170H222ZM239 168V167H238ZM252 168V167H251ZM119 169V168H118ZM150 169H152V168H150ZM155 170H156V168H154ZM154 169L152 170V171H154ZM158 169V168H157ZM164 169V168H163ZM168 169H171V168H168ZM168 169H166V171L168 170ZM191 169V168H190ZM206 169V168H205ZM210 169V168H209ZM210 169V170H211ZM214 169V168H213ZM235 169H237V167L235 168ZM25 170V169H24ZM57 170V169H56ZM86 170V169H85ZM129 170V169H128ZM142 170H143V168H142ZM160 170V169H159ZM173 170V169H172ZM178 170H180L179 168H178ZM209 170V171H210ZM215 170H218L217 169V167L215 168ZM224 170H226V169H224ZM241 172L244 170V168H240L239 169ZM92 171V170H91ZM107 171V172H106ZM130 171V170H129ZM145 171V170H144ZM147 171H148V169H147ZM157 171V170H156ZM169 171V170H168ZM171 171V170H170ZM175 171V170H174ZM173 171V172H174ZM223 171V170H222ZM249 171V170H248ZM252 171V170H251ZM250 171V172H251ZM26 172V171H25ZM93 172V171H92ZM104 172L102 173H100V174H104ZM115 172H117V171H114V173ZM119 172V171H118ZM146 172V171H145ZM145 172H143L142 174H144ZM163 172H165V170L163 171ZM173 172H172V174H173ZM213 172H214V170H213ZM213 172H209L210 174L212 173L213 174ZM218 172H219V170H218ZM225 172V171H224ZM232 172H236V171H232ZM231 172V173H232ZM237 172H238V169H237ZM243 172H245V173H243ZM241 174H240V172H239V175H241L240 176V178H239V176H235V177H238V178H235V177H230L228 174H226V173H224V177H226V175H228L230 178H226V179H223V177H222V179L221 180H216L215 182H208V183H206L205 184V186L207 187V184H208V188H204V187H202V185H203V183H205V182H203V183H196V182H191V183H189V185H187L188 186V190L185 188V190L186 191H184V192H181L180 191V189H178L177 191L175 190H173V193L175 192V195H176V192H177V194L178 193H185V201H183V202H181V201H179L180 199L178 198V197H180V196H184V195H182V194H180L179 196H177L176 198V203H177V201H179L180 203H182L180 206H179V204L180 203H178V207L175 205V208H177L176 210H174V209H172L173 211L172 212H174V214L172 215V212L171 211H169V212H171L170 214L168 213V210H169V208H166V209H168V210H166L167 212L166 213H168L169 214V216L170 217H168L167 215H166V213H164L163 212V215L165 214L166 216H167V218L165 217L164 218V216L162 215V212L160 213L159 211H158V213L159 214H157L158 216H157V218L155 217V216H153V215H156L155 213H157V212H154V214L152 213V211H151V207H149V211L147 212V211H143V212H141V213H143L142 215H140L141 217L143 216H145L144 218H140L139 217V215L137 216V213H139V208L135 205V207H137V210H138V212L136 211V213H135V216H136V218H132L133 219V221L134 222H136V220H142L141 222L139 221V223H140V226L138 227V229H136L137 228V223H136V225H134V227L132 228V221H131V223H129V224H131V226L129 225V227L128 228H132V229H134L135 227V230L137 231H135V230H133L134 232H136L135 234H132L133 233V231L131 232V236L132 237H134V238H131V236H130V238L132 239V240H130L129 239V241H126L125 239L124 240H122V238H123V235L126 233V231H127V229L125 230V233H123L122 234V232H121V230H118V229H116L115 228V226H113L114 225V223H112L113 225H109L106 221H104V220H102V219H99L100 218V216L101 215H103L106 211H104V213L103 214H101L100 216H99V218L98 217H94V219L92 220V222H88V223H85V224H83V225H81L80 227H75L74 225H73V221L71 220L72 218H75L78 214H76V212L74 213V211L72 212L71 211V215H70V217L72 216V214L74 213L76 216H74V217H72V218H70V217H67V219H65L66 221L64 222V221H61V220H59V219H61V216H59L60 218L58 219L59 220V223H58V220L56 221V223H57V225H55L53 222H51L52 220H54L55 218V216H52L53 218H52V220H50L49 219V221L46 223L47 225H48V227H49V230H45V231H48V232H39L38 231V226L37 225H34V226H31V225H28L27 227V229H24L23 231H21V229H19L18 231H15L14 232V235H9L10 233H11V231H10V229L8 230V227H6V226H4L2 223L3 222H1L0 223V252H9V253H11V255H10V259H8V260H11V261H14V263L15 264H48L49 262L50 263H52V264H175L177 261L175 260V253H173L174 251H171V250H173L172 248L173 247H170L169 246V244H171V243H169V244H166V243H168V242H162L163 244H162V246H163V248H161L159 245H161V244H159V240L157 239V240H155V235H160V233H164V234H167V233H171L170 235H172L171 237L173 238L174 236H175V239H176V234L175 233H180V231L181 230H190L191 228L193 229V228H195L196 229V231L197 230H199L200 228L199 227H201V226H205V224L207 223V222H212V220L214 221V219H213V216H212V214H211V211L213 210L212 208V206L213 205H215V206H219L218 204H217V202L219 203V201L220 200H218L217 201V199H216V197H218V194H221V192L224 190V191H226V192H228V193H231L233 196H234V198H236V200L237 201H239V203L240 204H242V205H240V207H242V210L240 211V213H238V211H235L236 209L238 210V208L236 207V209H234L230 214H231V218H230V216H229V218L230 219H232L233 221H235V223H236V221H238V223H236V224H234V223H232L231 225H232V229L231 230H233L234 228V226H233V224L235 225V227H236V225L238 224L239 225V221L242 223V225H243V227L244 228H246V226L244 225L245 223H246V225H247V221H246V219H249L250 220V222L252 223V221L253 222H255L254 221V219L255 220H257V218L258 217H260L261 215H263V217H264V168L263 167H259L258 168V171L256 172V173H254L253 175H249L248 174V172H246V171H243ZM24 173V172H23ZM85 173H87V171H85ZM121 173V172H120ZM123 173V172H122ZM121 173V174H122ZM126 173H127V171H126ZM129 173V172H128ZM130 173H132V172H130ZM148 173H151V171L149 170L148 171ZM169 173V172H168ZM185 173V172H184ZM223 173V172H222ZM228 173V172H227ZM230 173V172H229ZM77 174V173H76ZM106 174V176H107V180H108V175ZM135 174H137V173H135ZM155 174V173H154ZM190 174V173H189ZM192 174V173H191ZM199 174V173H198ZM197 174V175H198ZM215 174V173H214ZM219 174L220 173H218V176H219ZM226 174V175H225ZM233 174V173H232ZM231 174V175H232ZM10 175V174H9ZM12 175V174H11ZM96 175V174H95ZM146 175V174H145ZM144 175V176H145ZM160 175H162V173L160 174ZM238 175V174H237ZM38 176V175H37ZM148 176H150V175H148ZM174 176V175H173ZM178 176V175H177ZM211 176V175H210ZM213 176V175H212ZM34 177H35V175H34ZM62 177V176H61ZM97 177H100L99 175L97 176ZM102 177V176H101ZM100 177V179H102ZM116 177L117 176H114V177H112V178H114V179H116ZM125 177V176H124ZM131 176H129V178H130ZM169 177V176H168ZM191 177V176H190ZM27 178V177H26ZM44 178V177H43ZM55 178V177H54ZM96 178V177H95ZM128 178V177H127ZM128 178V180H130L129 181V183L128 184H130V182H131V180L132 179H129ZM137 178V177H136ZM135 178V179H136ZM154 178H156L155 176H154ZM158 178V177H157ZM174 178H176V177H174ZM217 178V177H216ZM92 179H93V177H92ZM98 178H96V179H94V180H96L97 181V183H98V180H97ZM111 179V178H110ZM110 179H109V181H110ZM119 179H121L120 178V176H119V178H118V180ZM191 179V178H190ZM198 179V178H197ZM211 179V178H210ZM28 180H30V179H28ZM36 180V179H35ZM82 180V179H81ZM140 180V179H139ZM149 180V179H148ZM169 180V179H168ZM185 180V179H184ZM194 180H195V178H194ZM209 180V179H208ZM133 181V180H132ZM142 181V180H141ZM144 181V180H143ZM162 181V180H161ZM198 181V180H197ZM1 182V181H0ZM41 183H42V180L40 181ZM103 182H104V180H103ZM106 182V181H105ZM108 182V181H107ZM133 182H135V180L133 181ZM132 182V183H133ZM160 182V181H159ZM185 182V181H184ZM91 183H93V181L91 182ZM101 183H102V181H101ZM131 183V184H132ZM146 183H148L147 185H150V186H153V185H151L149 182H147L146 181ZM152 183V182H151ZM153 183H156L155 181H153ZM180 183V182H179ZM178 183V184H179ZM28 184H30V183H28ZM31 184H32V182H31ZM95 184V183H94ZM93 184V185H94ZM110 184H112V183H110ZM117 184V183H116ZM115 184V185H116ZM130 184V185H131ZM135 184V183H134ZM141 184H143L144 185V182L143 183H141ZM177 184V185H178ZM38 185V184H37ZM75 185V184H74ZM98 185H99V183H98ZM105 185V184H104ZM103 185V186H104ZM133 185V184H132ZM155 185H157L156 187H158L159 185H158V183H156ZM162 185V184H161ZM168 185V184H167ZM185 185V184H184ZM232 185H234V187L232 186ZM84 186V185H83ZM91 186V185H90ZM89 186V187H90ZM100 187H101V185H99ZM102 186V187H103ZM118 186V185H117ZM116 186V187H117ZM141 186V185H140ZM179 186H181V184H179ZM178 186V187H179ZM13 187H14V185H13ZM13 187H11V188H13ZM37 187V186H36ZM43 187H44V185H43ZM52 187V186H51ZM93 186H91L90 188H92ZM95 187H96V184H95ZM94 187V188H95ZM98 187V186H97ZM115 187V186H114ZM138 187V186H137ZM136 187V188H137ZM176 187V186H175ZM185 187V186H184ZM34 188V187H33ZM41 188V187H40ZM45 189H46V187H44ZM43 188V189H44ZM47 188H49V190H50V187H47ZM87 188V187H86ZM89 188V189H90ZM99 188V187H98ZM139 188V187H138ZM154 188V187H153ZM172 188H174V186L172 187ZM18 189V188H17ZM30 189H32V188H30ZM29 189V190H30ZM43 189H40L41 191H43ZM44 189V190H45ZM56 189H58V187L56 188ZM88 189V190H89ZM96 189V188H95ZM99 189H102V188H99ZM98 189V190H99ZM106 189V188H105ZM117 189V188H116ZM133 189H135V188H133ZM132 189V190H133ZM159 189V188H158ZM163 189H165V188H163ZM162 189V190H163ZM171 189V188H170ZM169 189V190H170ZM11 190V189H10ZM34 191L36 190L35 188L33 189ZM33 190H32V192H33ZM39 190V189H38ZM53 190V189H52ZM61 190V189H60ZM69 190V189H68ZM85 190V189H84ZM94 190V189H93ZM93 190L90 192V191H87V193L89 192V194L88 195H90L92 192H93ZM110 190V189H109ZM109 190L107 189V193H109ZM112 190V189H111ZM114 190V189H113ZM154 190V189H153ZM159 190H161V188L159 189ZM37 191V190H36ZM102 191V190H101ZM116 191V190H115ZM155 191V190H154ZM171 191V190H170ZM180 191V192H179ZM254 191H258V192H256L257 193V195H256V193L254 192ZM30 192H31V190H30ZM45 192H46V190H45ZM85 192H86V190H85ZM99 192H100V190H99ZM98 192V193H99ZM118 192V191H117ZM225 192V193H226ZM252 192H254L255 193V196H254V194L252 195V199L253 200H251V199H249V197H246V196H251V193ZM27 193V192H26ZM29 193V192H28ZM59 193V192H58ZM57 193V194H58ZM67 193V192H66ZM65 193V194H66ZM97 193V192H96ZM160 193V192H159ZM165 193H167V191L165 192ZM224 193V194H225ZM6 194V189H5V187H3V185L0 183V214H2V213H4V215H2V217L3 216H5V214L7 215V213H11V214H13V213H16V207L15 206H4V204H7V199L5 200L4 198H2V196H4ZM33 194V193H32ZM34 194H35V192H34ZM40 194V192L38 193L37 192V194L35 195L36 197H38V195ZM43 194H45L44 193V191H43ZM48 193H46L45 194V196L47 195ZM51 194V193H50ZM69 194V193H68ZM92 194H94V192L92 193ZM104 194V193H103ZM102 193H101V195H103ZM114 194V193H113ZM156 194H158L157 192L155 193V195ZM163 194V193H162ZM169 193H167V194H165V195H168ZM171 195L170 196H173L172 195V192L170 193ZM190 194V195H189ZM223 194V195H224ZM250 194V195H249ZM9 195V194H8ZM20 195V194H19ZM41 195H42V193H41ZM62 195V194H61ZM87 195V196H88ZM98 196H100L99 194H97ZM105 195V194H104ZM159 195H161V194H159ZM174 195V196H175ZM186 195H187V197H186ZM225 195H227V193L225 194ZM7 195H5V197H6ZM22 196V195H21ZM23 196H24V194H23ZM23 196H22V199H23ZM29 196H30V194H29ZM28 196V194H27V197H29ZM34 196V195H33ZM48 196H49V194H48ZM47 196V197H48ZM66 196V195H65ZM97 196V197H98ZM111 196H113V195H111ZM170 196H169V198L167 197V199H168V201L170 200L171 201V198H170ZM13 197H16V195H14ZM26 196H25V198H27ZM42 197H44V196H42ZM56 197H58L57 195H56ZM63 197H64V195H63ZM68 197V196H67ZM92 197H96V194L95 195H93ZM102 197V196H101ZM108 197V196H107ZM115 197H116V195H115ZM124 197V196H123ZM140 197V196H139ZM152 197V196H151ZM158 197V196H157ZM163 197V196H162ZM20 198V197H19ZM24 198V199H25ZM32 198V197H31ZM39 198H40V196H39ZM60 197H58L57 199H59ZM83 198H84V196H83ZM86 198V197H85ZM84 198V199H85ZM89 198H91V197H88V200L87 201H89V203H90V201L91 200H89ZM120 198H122V197H120ZM146 198H147V196H146ZM159 198V197H158ZM165 198V197H164ZM173 198L174 197H172V200H173ZM24 199L22 200V201H24ZM34 199H35V197H34ZM34 199H32V200H34ZM47 199V198H46ZM49 199H51V198H49ZM57 199H55V200H53V201H55V202H58L59 204H61L59 201H60V199L59 200H57ZM84 199H83V201H84ZM107 199V198H106ZM115 200H116V198H114ZM118 199V198H117ZM122 199H124V198H122ZM121 199V200H122ZM144 199V198H143ZM153 199H155V198H153ZM166 199V198H165ZM164 199V200H165ZM232 198L230 197V199H229V196H228V201H230ZM247 199H249V200H251L252 202H247ZM9 201V203L8 204H12V202L10 201V199H8ZM21 200V199H20ZM20 200H18V202H20ZM41 200V199H40ZM39 200V201H40ZM57 200V201H56ZM80 200V199H79ZM86 200V199H85ZM98 200V199H97ZM120 200V201H121ZM125 200V199H124ZM124 200H123V202H124ZM147 200V199H146ZM151 200V199H150ZM162 200V199H161ZM227 200H224V201H227ZM17 201V200H16ZM38 201V202H39ZM42 201V200H41ZM82 201V200H81ZM131 201V200H130ZM142 201V200H141ZM154 201V200H153ZM34 202V201H33ZM47 202V201H46ZM46 202H43V203H46ZM49 202H52V201H50L49 200ZM54 202V203H55ZM77 202V201H76ZM86 202V201H85ZM115 202H117V201H115ZM118 202H119V200H118ZM29 203H32V201L31 202H29ZM35 203V202H34ZM43 203H41L42 205H43ZM74 203V202H73ZM79 203V202H78ZM77 203V204H78ZM81 203V202H80ZM83 203V202H82ZM92 203V202H91ZM90 203V204H91ZM105 203V202H104ZM108 203V202H107ZM109 203H111V202H109ZM108 203V204H109ZM162 203V202H161ZM172 203V202H171ZM225 202H223V204H224ZM230 203V202H229ZM47 204V203H46ZM56 204V203H55ZM68 204V203H67ZM77 204H76V206H77ZM92 204H94V203H92ZM97 204V203H96ZM95 204V205H96ZM101 204V203H100ZM99 204V205H100ZM113 204H115V203H113ZM118 203H116V205H117ZM145 204V203H144ZM147 204V203H146ZM151 204H153V203H151ZM158 204H160V203H158ZM158 204H156V205H158ZM175 204V202L173 203V205ZM225 204H227V202L225 203ZM27 205V204H26ZM33 205V204H32ZM35 205V204H34ZM47 205H49V204H47ZM70 205V204H69ZM79 205V204H78ZM82 205V204H81ZM87 205H89L88 204V202H87V204L85 205L84 204V206H87ZM94 205V206H95ZM98 205V204H97ZM103 205V204H102ZM116 205H115V207H116ZM120 205H122V204H120ZM129 205H130V203H129ZM129 205H128V207H129ZM227 205H229V204H227ZM231 205V204H230ZM38 206V205H37ZM67 206V205H66ZM75 206V207H76ZM83 206V207H84ZM93 206V205H92ZM108 206V205H107ZM107 206H104L105 208L107 207ZM111 206V205H110ZM151 206V205H150ZM226 206V205H225ZM234 206V205H233ZM238 206V205H237ZM68 207V209H69V206H67ZM67 207H65V208H67ZM82 207V206H81ZM88 207V206H87ZM100 207V206H99ZM152 207H153V205H152ZM167 207V206H166ZM42 208H43V206H42ZM58 208V207H57ZM57 208H55V212H57ZM74 208V207H73ZM78 208V207H77ZM80 208V207H79ZM85 208V207H84ZM84 208H82V210L84 209ZM96 208V207H95ZM94 207H93V209L94 210H96ZM104 208V209H105ZM110 207L108 206V209H109ZM113 208V207H112ZM121 208V207H120ZM119 208V209H120ZM215 208H217V207H214V209ZM222 208H224V205H222ZM231 208H232V206H231ZM31 209V208H30ZM53 209V208H52ZM64 209V208H63ZM103 209V208H102ZM123 209V208H122ZM124 209H126V207H124ZM144 209H146V207L144 208ZM152 209H154V208H152ZM212 209V210H211ZM225 209V210H224ZM224 209H222L223 211H225L224 213H227V210H226V208H224ZM65 210V209H64ZM67 210V209H66ZM71 210V209H70ZM69 210V211H70ZM76 211H77V209H75ZM82 210H80V214H81V212H82ZM89 212H92V210L89 208ZM98 210V209H97ZM100 210V209H99ZM98 210V211H99ZM114 211L116 210V208H114L113 209ZM157 209L155 208V210L154 211H156ZM161 210H164V209H161ZM215 210H217V209H215ZM214 210V211H215ZM228 210H230V208L228 209ZM7 211H9V212H7ZM19 211V209L17 210V212ZM69 211H68V213H69ZM84 211V210H83ZM116 211H118L119 212V210H116ZM130 211V210H129ZM176 211V212H175ZM213 211V212H214ZM217 211H219L220 212V209L219 210H217ZM63 213H64V211H62ZM88 211H87V214H89V215H91L90 213H89ZM107 212H109V214H111L112 212L109 210H107ZM111 212V213H110ZM124 212V211H123ZM47 213V212H46ZM53 213V212H52ZM61 213V212H60ZM93 213H94V211H93ZM97 213V212H96ZM99 213V212H98ZM102 213V212H101ZM121 213H122V211H121ZM126 213H128V212H126ZM126 213H124V214H126ZM140 213V214H141ZM144 213H146V214H144ZM147 213H148V217H146L147 216ZM152 213V214H151ZM216 213V212H215ZM215 213H214V215H215ZM83 214V213H82ZM81 214V215H82ZM95 214V213H94ZM93 214V215H94ZM108 214V213H107ZM149 214H150V216H149ZM217 214V213H216ZM221 214H223V212L221 211ZM10 215V214H9ZM9 215H7V216H9ZM35 215V214H34ZM51 215V214H50ZM54 215H56V214H54ZM86 215V214H85ZM84 214H83V217L85 216ZM89 215H87L86 217L89 219L90 217H89ZM93 215L91 216V218H93ZM116 214L114 213V216H115ZM117 215H119L118 213H117ZM162 216L163 218H159V216ZM11 216V215H10ZM63 216V215H62ZM68 216V215H67ZM112 216H113V213H112ZM112 216H108V218L109 217H111V219H110V221L113 219V220H116V221H118V222H120L119 220H117L116 219V217H115V219L114 218H112ZM113 216V217H114ZM125 216V215H124ZM218 216V215H217ZM220 216H222V215H220L219 214V217ZM224 216H225V214H224ZM226 216H228V215H226ZM41 217V216H40ZM47 217V216H46ZM45 217V218H46ZM79 217V216H78ZM85 217V219H87ZM137 217L139 218V219H137ZM223 217V216H222ZM222 217H220V219H222ZM257 217V218H256ZM5 218V217H4ZM44 218V219H45ZM51 218V217H50ZM66 218V217H65ZM68 218H70V220H71V223H69L68 225H67V221H68ZM225 218V217H224ZM227 218V217H226ZM1 219V218H0ZM8 219V218H7ZM38 219V218H37ZM48 219V218H47ZM107 219V218H106ZM131 219V218H130ZM218 219V218H217ZM219 219V220H220ZM228 219V218H227ZM230 219H228V221L230 220ZM241 219H245L244 220V222H242L241 221ZM259 219V218H258ZM264 218H262L261 220H263ZM2 220H3V218H2ZM1 220V221H2ZM8 220H10V219H8ZM74 220V219H73ZM76 220H77V218H76ZM84 220V219H83ZM83 220H82V222L81 223H84L83 222ZM232 220H230V221H232ZM248 220V221H249ZM29 221V220H28ZM45 221H47V220H45ZM60 221L61 222H64V224L65 225H63L62 223L60 224ZM78 221H81V219L80 220H77V222L76 223H74L75 225L78 223V224H81V223H79ZM116 221H115V223H116ZM125 221V220H124ZM129 221V220H128ZM258 221V220H257ZM127 222V221H126ZM216 222V221H215ZM219 222V221H218ZM226 221H224L223 223L224 224H226L225 223ZM259 223L261 222V221H258ZM14 223V222H13ZM22 223V222H21ZM37 223H39V222H37ZM110 223V222H109ZM124 223V222H123ZM122 223V224H123ZM222 223V222H221ZM221 223H219V224H221ZM241 223H240V229L238 230H236L237 231V233L241 230V228H242V230L241 231H243L244 230V228L243 227H241ZM250 223V224H251ZM16 224H18V223H16ZM15 224V225H16ZM44 224V223H43ZM77 224V225H78ZM126 224V223H125ZM224 224H222V227H223V225ZM227 224H228V222H227ZM250 224L248 223V225L250 226ZM254 224H257V222H255V223H253L252 224V228H254ZM13 225V224H12ZM45 225V224H44ZM47 225H45L46 227H47ZM70 225V226H69ZM207 225V224H206ZM208 225H209V223H208ZM216 225V224H215ZM229 225V224H228ZM227 225V226H228ZM117 226V225H116ZM118 226H119V224H118ZM211 226V225H210ZM221 226V225H220ZM225 226V225H224ZM257 226V225H256ZM43 227V226H42ZM42 227H41V229H42ZM213 227V225L210 227V228H212ZM238 227V226H237ZM236 227V228H237ZM251 227V226H250ZM249 227V228H250ZM198 228V229H197ZM206 228V227H205ZM209 228V227H208ZM225 228H229V227H225ZM231 228V227H230ZM252 228H250V230L252 229ZM258 228H259V226H258ZM260 228H262V227H260ZM46 229V228H45ZM85 229V230H84ZM123 229V228H122ZM215 229H216V227H215ZM214 229V230H215ZM220 229H221V227H220ZM43 230H44V228H43ZM211 230V229H210ZM209 230V231H210ZM221 230H223V228L221 229ZM218 231V230H217ZM225 231H226V229H225ZM254 231V230H253ZM258 231V230H257ZM256 231V232H257ZM264 231V230H263ZM262 231V233H264ZM190 232H191V230H190ZM190 232H188L189 234H190ZM198 232V231H197ZM196 232V233H197ZM212 232H213V228H212ZM218 232H221L220 230L218 231ZM249 232V231H248ZM87 233L89 234L88 236L90 237L89 239H90V241L86 244V245H84V246H82V247H85V248H83V250H80L81 251V253L79 254V253H77L76 251L78 250H76V251H74L73 250V252H71V253H69L68 251H71V250H69V248H71L72 246H74L72 243L74 242L75 243V241H80V240H84L85 241V237H86V235H87ZM128 233V232H127ZM183 233H184V231H183ZM182 233V234H183ZM232 233H233V231H232ZM236 233V234H237ZM243 233H247V232H242L241 234H243ZM251 233V232H250ZM161 234V235H162ZM175 234V235H174ZM181 234V236H185V234L184 235H182ZM192 235H194L193 233H191ZM198 234H200V232L198 233ZM197 234V235H198ZM203 234V233H202ZM218 234V233H217ZM225 234V233H224ZM240 234V235H241ZM259 234V233H258ZM134 235V236H133ZM169 235V236H170ZM178 235V234H177ZM188 235V234H187ZM192 235H190V236H192ZM227 235V234H226ZM225 235V236H226ZM254 235H256V233L254 234ZM85 236V237H84ZM199 236V235H198ZM201 236V235H200ZM208 236V235H207ZM207 236L205 237L206 239H207ZM214 235H213V233H212V237H213ZM219 236V235H218ZM224 236V237H225ZM234 236H236V235H234ZM233 236V237H234ZM242 236V235H241ZM240 236V237H241ZM250 236V235H249ZM248 236V237H249ZM257 236V235H256ZM263 236V235H262ZM129 237V236H128ZM157 237V236H156ZM186 237H188V236H186ZM192 237H194V236H192ZM203 237V236H202ZM239 237V236H238ZM251 237V236H250ZM258 237V236H257ZM87 238V237H86ZM160 239H161V236L159 237ZM163 238V237H162ZM167 238H168V236H167ZM170 238V237H169ZM205 238H204V241H205ZM236 238V237H235ZM244 238H245V235H244ZM259 238H260V236H259ZM88 239V238H87ZM171 239V238H170ZM174 239V238H173ZM178 239H179V237H178ZM182 239H183V237H182ZM189 239V238H188ZM226 239V238H225ZM225 239H223V242H224V240ZM241 239V238H240ZM247 239V238H246ZM252 239H254L255 240V237L254 238H252ZM252 239H249V240H252ZM177 240V239H176ZM181 239H179V241H180ZM187 240V239H186ZM189 240H191V239H189ZM189 240L187 241V242H185V243H189ZM196 240V239H195ZM201 240H203L202 238H201ZM212 240H214V239H212ZM232 240H234L232 237H231V240L230 241H232ZM84 241H83V243H84ZM172 241V240H171ZM183 241H184V239H183ZM192 241V240H191ZM207 241V240H206ZM218 241V240H217ZM241 241V240H240ZM248 241V240H247ZM175 242V241H174ZM215 242H216V240H215ZM222 242V241H221ZM235 242H237V241H235ZM256 242H259V241H256ZM86 243V242H85ZM176 243L177 242H175V245H176ZM184 243V242H183ZM191 243V242H190ZM213 242H211V244H212ZM226 243H228L227 241H226ZM225 243V244H226ZM234 243V242H233ZM251 243V242H250ZM253 243V242H252ZM252 243H251V245L250 246H252ZM263 242H261L260 241V244H262ZM80 244V243H79ZM186 244V245H187ZM216 244H217V242H216ZM215 244V245H216ZM219 244V243H218ZM256 244H259V243H256ZM256 244H255V246H256ZM78 245V244H77ZM77 245H75V246H77ZM81 245V244H80ZM179 245V244H178ZM189 245V244H188ZM191 245H193V244H191ZM194 245H195V241H194ZM193 245V246H194ZM208 245V244H207ZM229 245H231V244H229ZM246 245L248 246V244H247V242H246ZM74 246V247H75ZM135 248H134V247ZM177 246V245H176ZM180 246V245H179ZM179 246H177L178 248H180ZM184 246V245H183ZM201 246H203V244L201 243ZM223 246H224V244H223ZM240 246L241 245H239L237 248H240ZM244 247H245V245H243ZM262 247V245H259V247ZM79 247V246H78ZM81 247V246H80ZM80 247H79V249H80ZM82 247H81V249H82ZM175 247V246H174ZM177 247H175L176 249H177ZM215 248L217 247V246H214ZM219 247H221V245L219 246ZM219 247H218V249H219ZM235 247H236V245H235ZM258 247V246H257ZM261 247L260 248H258L257 250H259L260 249V252L261 251H263V249L264 248H262V250H261ZM174 248V250H176ZM182 248H184V247H182ZM200 248V247H199ZM212 248V247H211ZM237 248H234V250L235 249H237ZM245 248H247V247H245ZM244 248V249H245ZM248 248H250V247H248ZM247 248V249H248ZM252 248H253V246H252ZM116 249H120V253H121V251H125V250H128V249H139V251H140V249L142 250V252H143V254H145V253H151L152 255H155L154 256V259H155V261H149V259L150 258H148V257H144V255H143V257L145 258V260L148 258V261L149 262H147V261H144V260H142L141 258V260L140 259H138L137 261H134V260H128V261H126V258L127 257H129V255L124 259L123 258V256L122 257H117V258H115V259H113V261L111 260V258H113V257H111V255L113 256L115 253H117V254H119L118 252H116L115 251V253L114 254H111L112 252H114V250H116ZM121 249H124V250H121ZM171 249V250H170ZM186 250H188L187 248H185ZM191 249V248H190ZM210 249V248H209ZM232 249H233V246H232ZM232 249H231V251H232ZM42 250H43V252H45L44 253V255H41V253H40V251L42 252ZM47 250H51V251H49V253L47 252ZM117 250V251H118ZM181 250V249H180ZM182 250H184V249H182ZM223 250V249H222ZM221 250V251H222ZM230 250V249H229ZM229 250H228V253H229ZM240 250V249H239ZM256 250V249H255ZM39 251V252H38ZM171 251V252H170ZM189 251V250H188ZM201 251V250H200ZM217 251V250H216ZM231 251H230V253H231ZM243 251V250H242ZM242 251L240 252V254H238V252L237 253H235L236 254V256H237V254L238 255H241L242 254ZM252 252L254 251V250H251ZM176 252H178V251H176ZM182 253L184 252V251H181ZM226 252V251H225ZM224 252V253H225ZM244 252H245V250H244ZM249 252V251H248ZM247 252V253H248ZM124 253H126V252H124ZM123 253V254H124ZM130 253V252H129ZM128 253V254H129ZM140 253V252H139ZM186 253V252H185ZM184 253V254H185ZM193 253V252H192ZM204 253V252H203ZM206 253H208V252H206ZM214 254H215V250H214V252H213ZM219 253H220V251H219ZM223 253V254H224ZM251 253V252H250ZM256 253V252H255ZM259 253V252H258ZM122 253H121V255H123ZM136 254V253H135ZM148 254V255H149ZM200 254V253H199ZM217 254V253H216ZM234 254V255H235ZM6 255V254H5ZM125 255V254H124ZM134 255V254H133ZM137 255V254H136ZM139 255V254H138ZM137 255V256H138ZM141 255V254H140ZM140 255H139V257H140ZM146 255V254H145ZM152 255H150V256H152ZM177 255H178V253H177ZM176 255V256H177ZM180 255V254H179ZM178 255V256H179ZM201 255V254H200ZM203 255V254H202ZM208 255H209V253H208ZM218 255V254H217ZM216 255V256H217ZM1 256V255H0ZM182 256V255H181ZM184 256H186V255H184ZM198 256V255H197ZM215 256V257H216ZM229 256H230V254H229ZM233 256V255H232ZM244 255H242V257H243ZM247 256H249L248 254H247ZM252 256H255V255H252ZM258 256V255H257ZM264 256V255H263ZM209 257V256H208ZM211 257V256H210ZM214 257V258H215ZM218 257H221V254H220V256H218ZM226 257H228V255H226ZM239 257V256H238ZM241 257V256H240ZM2 258V257H1ZM4 258H5V256H4ZM118 258H121V260L120 259H118ZM138 258V257H137ZM178 258V257H177ZM182 258V262H184L183 261V258L184 257H181ZM181 258H178L179 260L181 259ZM200 258H202V257H200ZM233 258H236V257H234L233 256ZM247 259H248V257H246ZM250 258H251V256H250ZM249 258V259H250ZM256 257H254V259H255ZM6 259V258H5ZM4 259V260H5ZM85 259V260H84ZM118 259V260H117ZM152 259V258H151ZM150 259V260H151ZM153 259V260H154ZM188 259V258H187ZM191 259H192V256H191ZM194 259V258H193ZM239 259V258H238ZM248 259V260H249ZM254 259H252V262H255V261H253ZM258 259V258H257ZM256 259V260H257ZM2 260V259H1ZM8 260H7V262H6V264L8 263ZM186 260V259H185ZM210 260H212V259H210ZM210 260H208L207 262L208 263H210ZM219 260V259H218ZM218 260H216V261H218ZM222 260H224V259H222ZM234 260V259H233ZM242 260V258H240V260H239V263H240V261ZM248 260H243V261H248ZM251 260V259H250ZM264 260V259H263ZM6 261V260H5ZM4 261V262H5ZM176 261V262H175ZM204 261V260H203ZM231 261H232V259H231ZM230 261V262H231ZM235 261V260H234ZM258 261V260H257ZM180 262V261H179ZM181 262V263H182ZM186 262V261H185ZM195 262V261H194ZM202 262V261H201ZM219 262V261H218ZM227 262V261H226ZM237 262H238V260L236 261V263L235 264H237ZM252 262H250L249 264H252ZM1 263V262H0ZM187 263V262H186ZM204 263H205V261H204ZM207 263V264H208ZM213 263H215L216 264V262H214L213 261ZM212 263V264H213ZM1 264H3V263H1ZM5 264V263H4ZM176 264H180V263H176ZM189 264V263H188ZM195 264H198L197 262L195 263ZM200 264V263H199ZM202 264V263H201ZM225 264V263H224ZM241 264V263H240ZM243 264H247V263H243ZM255 264V263H254ZM261 264V263H260Z\"/></svg>",
  "mask_w": 264,
  "mask_h": 264
}]
</instances>
